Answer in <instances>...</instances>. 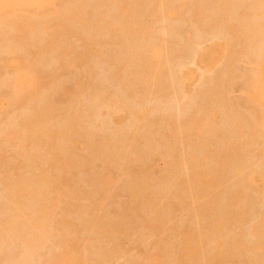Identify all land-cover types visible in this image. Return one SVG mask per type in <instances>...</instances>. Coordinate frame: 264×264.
I'll list each match as a JSON object with an SVG mask.
<instances>
[{"label":"rangeland","instance_id":"374dc122","mask_svg":"<svg viewBox=\"0 0 264 264\" xmlns=\"http://www.w3.org/2000/svg\"><path fill=\"white\" fill-rule=\"evenodd\" d=\"M29 1H31V2H28V4L32 7V0H29ZM97 1L99 2V4H98ZM116 1H117V3H115ZM129 1H133V3L129 2ZM138 1H140V6H141L142 9L144 8V10L150 6V8L147 9V11H146L147 13L149 11H152V10L155 11V9L157 7L155 9H151V8H153L155 3L158 6V4L160 2L158 0L159 2L157 4V0L156 1L152 0L153 2L150 0L149 1L150 3L147 2V0H145V1L144 0H135V1L134 0H128V1L126 0L127 3L126 4H122V3L125 2V0H124V2H122L121 0L120 1L119 0H106V1H102V0H82V1L81 0H69V1L68 0H54L52 5L45 6V7L44 6H41V7L40 6L39 7L38 6H34V7H32L30 9L31 12L33 11L32 13L34 14V17H36V18L33 17V18L30 19L31 21H32V19H34L33 20L34 22H32V23L35 24V25H34L33 32L32 31L31 32L28 31L27 33L25 32V29H24V25H25L24 21L25 20H24V18H22L23 16L21 17L23 19L21 21L20 16L17 15L18 16L17 17L16 14H13L15 16V19H17V20H15V19H12V17H14V16L11 15L9 13V11L7 13H6L7 10L6 11L2 10L0 12V14H1L0 15V29H1L0 30V40L2 42L6 41L8 38L6 39L5 36L10 37L11 40H12L13 38H15L19 34L17 36L18 38L17 37L15 38L16 40L13 39V40H15L14 42L10 41V38H9V41H8V43L12 42V43L16 44L17 47H16V45L15 46L12 45L14 47H11L10 46L11 43L8 44V43L5 42V46L6 47L9 45L8 46L9 50H7L8 47L6 48L5 46H3L4 44L0 43V44H2L0 46H3V47L6 48V50H5V49H2L3 47H0V49L3 50V52H2V50H0V220L2 221V218H3V221H5L6 217L9 216L11 213H13L12 210H14V209H12V208L10 209V207H8V206L12 207V204L14 203V201L11 200V198H13L14 196L11 197L12 194L9 192V187L11 188V185L13 187V184L16 185V183H18L17 182L18 179L19 180H21V179L23 180V178H24L23 181H25V178H26V181H28L31 178L32 180H35L34 182H36V181L37 182H41L42 180L47 179V177H45V176H47L49 174L48 178L51 179V177H52L53 180L56 179L54 181L55 185H56V183L58 184V186L56 185V188L58 187L59 190L61 191V192H59L57 190L59 192V194H58V193H56V189L52 190L53 192H55V194L52 195V194H50L51 192H48L46 190L48 195L50 194L53 197V198L51 197V200H50V198L47 199V200H49V202L51 201V203H48V204H50L48 207L51 208L54 213H52V212L49 213V211H50L49 208L47 209L48 210L47 212H45L46 210L43 209L42 213H44V215L46 216V218H48V220H50V221L52 220L51 221L52 225H51V223H50L51 226L48 225V223L50 221H48V223H46V225H45L46 227L47 226L49 227V228L48 227L47 228H48V231H50L49 233L47 231H45V234L47 232V237H46L45 234H44L45 237L42 235L43 232H42V234L39 233L41 236L38 235V236L44 237V238H46L48 240L42 238V240L44 239L42 241L41 239H38L39 237L37 236V242L38 243L34 247L36 250H34V248H33V251L29 250L30 244L29 243L25 244V242L28 241V239L24 236L25 237L24 239H26V240H24L22 237L18 236L19 233L23 234L21 229L23 230V225H25L24 222H26L29 225V223L31 221L28 223L26 221V219H25L26 217H24V218L21 217L24 214H22V212L18 211V210H14L15 212L16 211L17 212L13 213L10 217H8V218H10L9 221H11V217H12V221L11 222H13V221H15V222H13L11 224L18 225V226L14 227V228H16L20 232H18V231L16 232V229H13V228H12V230L8 229L6 232H3V230H2V232L4 234L8 233V234H5V236H4V234H2V232H0V237H2L1 239H4V241H2L0 239V247L2 246L0 248V264H52V263L57 264L56 261H58V264H70V263H73V264H75V263L76 264H139L141 262H142V264H147V263L148 264H200L201 263L202 264V263H204V260L202 259L203 255H204V258H207V259L210 258V257H214L212 255L213 254L212 252L215 251L214 248L212 249V246H214V243H212L213 241H211V240L208 241L210 238L206 239V240L204 239L205 242H204V240H202V242H201L202 244H199L200 246L202 245L201 246L202 248L197 247V248H199L198 252L196 251L197 249L194 248L195 245H193V247H192L193 250L191 249V247H190V249L188 248L189 244H187V248H185L189 237L186 236V238L184 239V237H185L184 235H188V234H186L185 231H183V233H184L183 234L182 230L184 229V226L186 227L187 225H188L187 228H189V226L192 225V223H194V225H196V221L199 220V218L197 217L198 212L200 213V215L204 214L203 216L205 217V210H207L208 212L210 210L211 212H209V213L207 212L206 215L208 214L209 216H211V218H213L212 217L213 214H211V213H214L213 211L217 212V213L215 212L216 215L218 213L220 214V212L223 211L222 209H221V211H220V209L218 210V208L221 205L220 202L222 201V203H223V201H225V200H226L227 203L225 202L222 205H224V204L228 205V203L230 202V205L233 206L234 209H232L231 206H228L229 209L227 211L228 212L227 214L228 215L230 214V215L227 217V219H226V217L224 219V220H227L228 222H226V221L222 222V225L219 227L220 231L217 230L218 228L213 229V230H214V232H216V230H217V232H218L217 235L218 234L220 236L222 235L221 238L222 239L224 238L222 241L225 240V243H224L225 248L227 247L226 245H228V248L226 249L227 251L225 250L226 251L225 253H227V254H229L231 256L228 255L229 257H227V255L226 256L223 255V256H225L227 258H226V260H224V259L220 260V263L216 262L213 258H212V260L211 259H209V260H211V261L214 260L215 263H218V264H257V263L258 264H262L264 262V243H263L264 241H262L263 244H261L260 249H259V253H257V254L253 253L254 254L253 255V254H251V252L248 253L246 250H240L239 253H238L237 251L239 249L236 251L237 252L236 253V252H234L235 246L232 247L234 249L233 250V254H230V251L232 250L231 246H233L232 244L236 243L234 240L239 241V243L241 242L242 245H244V246H248L254 240L253 235H252L253 233H251L253 231H251L252 229L250 230V228H253V227L264 228V226H263L264 225L263 224L264 223L263 222L264 221L263 220L264 216L262 217V215H264L263 214L264 213V211H263L264 210V196H263L264 192L261 193V191H260V195L256 194L257 191L261 190L260 188H264V184H263L264 181H260L259 178H257L258 175L255 178V182L250 186L251 189L249 188V190H251V191L247 190L248 191L247 194L249 193V195H247V197H249V199L245 198V200L247 199V201L243 202V200H242L241 201L242 204L237 203L239 205H237V204L233 205L235 203V202H233V200L235 201V199L237 198V197H235L236 193L238 192V189H239L237 187L239 186L238 185L240 183L239 181H241V178L239 176L235 177V176H237V175H235L236 173L234 172L235 168L237 166L241 165V164H244L243 167L245 166L246 169H251V170L254 169L253 171L255 173L257 172L256 174H260V175L262 174L263 175V173H264V163H263L264 162V160H263L264 157L262 158L263 155L261 153L262 150H264V140H262L263 137H261L262 133H260L261 130L259 128H257V130L255 129L256 135L255 134L252 135V132L254 133V131L251 129L252 132L249 133V134H251V136H249V139H247L248 138L247 136L249 135L248 134V131H249L248 127L251 128L252 126H250V125L254 123L251 120L252 117H254V116H251V115L252 114L255 115V113H253L254 109L251 108L252 106H250V104L246 100H244L245 91H246V88L248 87V84H249V77H250L249 75L252 76L253 75L252 73L257 71V62L259 61L260 57L263 56V52H264V47L263 48L261 47L262 49L260 48V46H263V43H264V42H262V39L264 41V38H262V37H264V35L262 37H260L261 39L259 38L260 39V42H259L258 38L253 37V36L256 35V33H253L254 35L252 34V32H254V31L250 30L252 28H249V26H248L247 29H246V26L247 25H251V24L254 25V23L258 22V19H259V18H257L258 17V13L256 11L255 12H251V11H253V9H255V8L257 9V7H258V12H259V7H260L259 5H261L264 0H262V1L261 0L260 1L251 0L252 3L254 2V4H252V5H251V1L250 0L249 1H247V0H242V1L241 0H229V1H226V0H218V1L214 0V2H216V4L213 3V0L210 1L211 4H209V0H207V1L206 0L205 1L204 0H202V1L201 0H165V3H163L164 5L168 4V7L170 6L172 8L173 7L176 8V9L178 8V6L181 3L182 4L184 3L182 5V6H184V8L179 7L178 8L179 10H180V8H182V9L179 11V14L177 13L178 12L177 11L176 12L177 14L175 13L176 15L174 17H169L165 13H162V12H161L162 13V15H161V13L159 14V13L153 12V11L150 12V13L153 14V15L151 14V17H150V13L147 14L145 12V14H144V11L141 10V8H137L136 9V7H140V6H138L139 5ZM167 1H169V2H167ZM66 2H68V3L65 4ZM96 2H97V6L98 7L96 5L94 7V4H96ZM144 2H147V3H144ZM223 2L224 3L228 2L229 5H227L225 3L226 6L224 7L223 6L224 5ZM33 3H35V2H33ZM79 3H82L83 5L79 4ZM101 3H103L102 4L103 6L101 5V7H99ZM104 3H106L107 5H105ZM197 3H199L198 7H197ZM248 3H250V5H251L250 7H249ZM258 3H260V4H258ZM63 4H64V6H63ZM150 4L152 5V7H151ZM193 4H195V5H193ZM207 4L209 6H207ZM121 5H122V7H121ZM127 5L128 6L130 5L129 8L133 7V10L130 9V11H132L133 13L130 12V11H129V13L131 15H134V19L133 20H136V24H137L135 28H132L134 26L131 27L129 25L130 22L127 19L123 20L124 17L120 16V12L118 11V8L116 7V6H118L120 9L122 8V10H124V9L127 10L128 9ZM230 5H231V9L229 7ZM256 5H258V6H256ZM77 6H78V8H77ZM86 6H87V10H84L86 12H83V10H79L81 8L82 9H86ZM201 6H202L203 10L205 9V11H202V13L200 12L201 13V15H200L198 10H199V8H201ZM206 6L212 8V9H210V8L208 9ZM73 7H75L76 9L73 8ZM166 7H167V5H166ZM221 7H223V9ZM93 8H96V9L94 10ZM103 8H105V9H103ZM243 8H245L244 11H242ZM246 8H248V9H246ZM202 9H200V10H202ZM220 9H222V10H220ZM91 10L92 11L94 10L95 12L93 11V13H92ZM102 10H104V11H102ZM106 10L107 11L110 10V11L107 12ZM122 10H121V13H123ZM128 10H127V12H128ZM224 10H227V12L224 11ZM65 11L68 13V15H67V13ZM117 11L119 13H117ZM246 11H247V13H246ZM2 12H3V14H2ZM60 12H63V13H60ZM98 12L100 14H104V16H101ZM49 13H51V15ZM79 13H81L80 16H82V18H80ZM94 13H96L98 15H96ZM106 13H108V14H106ZM116 13L120 17H117L115 15ZM135 13L137 15H135ZM226 13H227V15H225ZM194 14H197V15L195 16ZM250 14H253V15H250ZM38 15H39V17H38ZM71 15H75L76 17H79L80 20H78L75 23L74 21H76V19H78V18H76L75 20H74L75 16H72L71 18H69ZM238 15H239V17H238ZM248 15H249V17H248ZM256 15H257V17H255ZM9 16H11V17H9ZM108 16H109V18L112 17V18L108 19L110 21H108L106 19V17L108 18ZM140 16H142V17L139 18ZM250 16H251V18H250ZM96 17L98 18V20L96 19ZM128 17H129L128 19L130 20V15ZM148 17H150V18H148ZM195 17H196V19L198 18V20L199 21L201 20V21L199 23L196 22L197 20H194ZM222 17H223V19L224 18H227V19L222 21ZM1 18H3V20ZM93 18L95 20H93ZM118 18L122 19L123 21L118 19ZM132 18H131L130 21H132ZM249 18H250V23L248 24ZM18 19H19L20 23L19 22L16 23V21H18ZM88 19H89V21L87 22L86 20H88ZM148 19H150V20H148ZM171 19H174V20H171ZM240 19H241V21H240ZM242 19H244V20H242ZM61 20H62V22H61ZM125 20H127L129 23L128 22H127L128 24L123 23ZM147 20H148V22H147ZM226 20H229V22H231V24L228 23V21H226ZM251 20H253L255 22H252ZM11 21H14V22H11ZM70 21H71V23L73 22V24H71ZM80 21H81V23H80ZM92 21H93V24H92ZM152 21H153V23H152ZM217 21H218V23H217ZM244 21H247V22H244ZM5 22H7V23L5 24ZM51 22H52V24H51ZM63 22L65 23V25L62 24ZM78 22H79V24H78ZM109 22H112L113 25L116 23L115 24L116 26L119 25V24L121 25V30H122L123 34L121 32L120 33H121V36L124 35L123 38H121V36H119L120 33L117 31V30L120 29V26H117V30H113V31H111V30L109 31V29L106 28V26H108L107 23H109ZM137 22H140V25ZM221 22H223V24H220ZM260 22L261 21L259 20L258 23L260 24ZM58 23L61 25V26H59V28H58V25H59ZM69 23L71 24V26L69 25ZM86 23L87 24H89V23L92 24L93 27L95 25L94 29L91 30L92 33H93V36H92V33L89 31L91 29L90 24L88 26V25H86ZM97 23L98 24L101 23V25L103 24V26L99 27V25ZM12 24H14L15 27H18L19 30L16 31L14 29L15 28L14 25L11 26ZM55 24L57 25V27H56ZM81 24L85 26V27L82 26V27H84L85 30L83 28L79 27ZM109 24H111V23H109ZM123 24L124 25L126 24L127 27L124 26ZM141 24H142V26H141ZM228 24H230V25H228ZM240 24L245 26L244 27V31L246 29V33H245L246 35L243 34L244 33L243 31L241 32V30H243V26H241ZM9 25L11 27H9ZM20 25H21V28L19 27ZM39 25L40 26L44 25V32H40L41 30L39 28ZM104 25H106V26H104ZM219 25H220V27H219ZM235 25L239 26V27L237 26V28H240V27L242 28V29L240 28V32L242 34L240 33V34H237L238 36H236V33H235L236 30L232 29L233 26H235ZM253 25H251V26H253ZM260 25L262 26V25H264V23L262 22ZM63 26H64V28H62ZM74 26H78L79 28H77V27L75 28ZM128 26H130V27H128ZM137 26H138V28H139V26L143 28V31H141L142 34H143V32L147 33V31H148L151 34V36H150L149 33H147L148 36H146V34L142 35L139 32V30L137 29ZM143 26L145 27L146 30H144ZM6 27H7V29H6ZM35 27L37 28V30L35 29ZM70 27H73V28L70 29L71 33L69 31ZM122 27H123V29H122ZM125 27L126 28H132L133 32H135L134 30L136 29V33L137 32L138 33L136 34V33H133L131 31L130 34H127V33H125V32H127V30L124 31ZM222 27L224 29H222ZM227 27H230V28L228 29ZM262 27H264V26H262ZM46 28H47V30L49 28L48 31H51L50 30L51 28L54 29V30H52L51 33H50V32H47ZM57 28L59 29V31L61 30L62 32H59V31L56 32L58 30ZM102 28H103V31H101ZM237 28L235 27L234 29H237ZM73 29L76 31V33L74 32L75 34L72 32ZM95 29H97L100 34H98L97 30H95ZM139 29L141 30V28H139ZM196 29H197V31H196ZM2 30H5V31H2ZM11 30H13V31H11ZM20 30H22V34H20ZM64 30H65V34L63 32ZM81 30H84L83 32H85V35H84V33H83V35L85 37H83V35L81 34L82 33ZM230 30H231V32H227V31H230ZM23 31H24V33H23ZM108 31H109V33H108ZM115 31H117L118 34H116L117 32H115ZM128 31H129V29H128ZM152 31H153V33H152ZM199 31H200V33H199ZM224 31H225V33H224ZM232 31H233V33H232ZM237 31L239 32L238 29H237ZM7 32H9V33H7ZM10 32L12 33V36H10V34H11ZM53 32L57 33L56 36L61 35V36L57 37L58 40H56L55 36L52 37V35H55V34H52ZM77 32H79L81 36ZM110 32H113V34H116V36L113 35L114 38L112 37L111 40H110L109 37L112 36V33H110ZM154 32H155L156 35H154ZM94 33L95 34L97 33V35H94ZM228 33L230 34V38H229V34ZM231 33H232V35H231ZM76 34L78 35V37H77ZM104 34H106V36ZM138 34H139V37H136ZM188 34H190L191 37H188V40H185V39H187L186 36ZM234 34H235V37L232 39ZM250 34L253 35L252 38H251ZM20 35H22V36H20ZM37 35H39V36H37ZM63 35L65 37L67 35V36H69L68 38H70V37L71 38L70 39H67V37L63 38ZM73 35H75V38H74ZM100 35H101V37H100ZM128 35L131 36V37H128ZM249 35H250V37H249ZM2 36L4 37V39H3ZM43 36L44 37L46 36L45 39H44ZM48 36H49V38H48ZM144 36H146V37H144ZM19 37H22L23 41ZM81 37H82V40L86 39V41H88V42H91V39H92V42L89 43L90 47H88L89 45H87V47L85 46L88 42L85 43V41L83 42L82 40H81L82 42L78 41L79 39H81ZM133 37H134V39H133ZM141 37L143 39H145V38L146 39L143 40ZM39 38H41L42 41ZM46 38H48V40ZM102 38H104V39H102ZM106 38H107V40H110V41H108V43L110 45L107 43ZM118 38H121V39H119L117 41V43L118 42L123 43V45H122L123 47H124L125 44H127V49L132 47V45L136 49H134L133 47H132L133 50L131 48H130L131 50L128 49V50H130V52H128V50H127V54L124 56V53H126L125 52L126 50H124L125 48L121 49L122 47L120 45H118V44L115 46L116 43H114V42H116V41H114V42L112 41V39L117 40ZM135 38L137 40H135ZM138 38H140V41H138L139 40ZM189 38L191 40L190 43H188ZM250 38H251V41H249ZM255 38L260 43L258 45L256 44L258 46L257 47L258 51L256 50L257 49L256 47L253 48L251 46L253 44L252 40L254 39L253 41H256ZM17 39H19L20 41L17 40ZM29 39H31L32 42ZM49 39H53V41L52 40L51 41L54 44V48L55 49L51 50V52L49 51V53L46 50L47 52L45 53V50L43 51V46L45 44H48V43L50 45H52L51 41ZM54 39L56 40V42L54 41ZM89 39H90V41H89ZM132 39L135 41V43H133L134 41H132ZM25 40H27V41H25ZM36 40H38V42ZM43 40L45 42H43ZM16 41H18V42L16 43ZM24 41H25V43H24ZM46 41L48 43H46ZM93 41H95L94 42L95 44H93ZM153 41H155V42L152 43ZM181 41H182V43H181ZM186 41H187V43H186ZM248 41L251 42V43H249ZM130 42L132 43L131 45L129 44ZM136 42H138V43L136 44ZM140 42L144 46L145 45L147 47L150 46V48L154 47V45L158 46V47H161L163 45V51H162L163 52V56H162L163 60L161 59V62L163 61L162 63L164 65H162V63L161 64L159 63V68H160V70L162 69V71H164V72L167 71V68H168V71L165 72V73L163 72L165 76L163 75L162 72H161L162 76H159L160 73L159 74L157 73L158 76H159L158 79H157V77L155 78V76L154 77L150 76L151 73H153V72L149 73V76H150L149 78H148V75L145 77V78L148 79V80L146 79V82L149 81L150 83L152 82L150 80H153L155 78V84L154 85L145 86V85H147V83L142 82V80L143 81L145 80V78H143L141 80V78L143 76L142 75L143 74L142 73V69H141V64L142 63H137L136 62L135 64L133 63L134 65L131 64L132 61L130 59L133 58L132 56L140 55V53H142V50H143L142 47H144V46L141 47L140 46L141 45ZM149 42H150V45H149ZM171 42H173L174 44L171 43ZM28 43L29 44L32 43V45L30 46ZM111 43H112V45L114 44L113 48H115V50L113 48H111L112 47ZM177 43H178V45H177ZM20 44H21V46H20ZM36 44H38L39 47H36ZM58 44H59V47H58ZM63 44H65L66 46H64ZM72 44H73V46H72ZM102 44H104V46ZM134 44L137 47L134 46ZM188 44H190V45L188 46ZM18 46L20 48H18ZM60 46H64V47L62 48ZM108 46L111 48V50L112 49L113 50L111 51L110 48L108 50ZM119 46H120V48H119ZM146 46H145V48H146ZM248 46H251V48L248 47ZM44 47H46V46H44ZM71 47H73V48H71ZM138 47L140 49H142V50H137ZM23 48H24V51H22ZM40 48H42V49H40ZM104 48L107 50V52H106V50ZM10 49H12V50L10 51ZM29 49H31L30 52H28ZM63 49H65V50L63 51ZM187 49H188L189 52L187 51ZM251 49H252L253 52H250ZM254 49H255V51H254ZM15 50H16V52H15ZM41 50L44 53L40 52ZM61 50L63 52H61ZM121 50H124V52L121 51ZM259 50L262 53H260ZM38 51H39V53L41 55L38 53ZM52 51L54 52V54L55 53L56 54L54 55ZM85 51H87V53ZM102 51H104L105 53L102 52ZM131 51L136 52V53L138 52V54L132 53ZM65 52H66V54L69 53L71 55V56H69V54H68V59L71 60L73 58V60H71L73 62L75 61V55H77V57H76L77 59L75 61L77 66H74L76 64L73 63V62H72L73 64H71V62L69 64L68 63L69 60L67 59V56H64V58H63L62 54L65 53ZM119 52H121L123 54V57H126V58L123 59L121 57L122 54L119 53ZM195 52L199 53V54H196ZM30 53H33L34 56L32 54L30 55ZM88 53H89V55L91 57L88 55ZM117 53L120 54V56ZM129 53L131 54V56H129L130 58H128L130 61L127 59V55H129ZM37 54H39V55H37ZM44 54L46 55V57H45ZM84 54H86L87 56L86 55L84 56ZM200 54L201 55L205 54V55L204 56H199ZM56 55H58L57 59L60 58L59 62L56 61L57 60L56 59ZM98 55H100V56H98ZM195 55H197V56H195ZM35 56H36V58H35ZM51 56L52 57L54 56L53 58H55L56 60L54 61ZM120 57H121V59H119ZM203 57L205 59V60L203 59V61L205 63L204 62L203 63L200 62V61H202ZM16 58H18V59L21 58V61L20 60H16ZM38 58H40L41 60L43 58V60H42L43 63L39 62L40 60ZM107 58H108V60H107ZM4 59H6V60L9 59V60H7V62L12 61V60L13 61H20L19 62V65H20L19 68H20V70H22V72H24V70L26 69L25 67H27V65H29V63L31 62L32 64H30L29 68L32 69V70L30 71V69L27 68L28 74L30 72L33 73L32 72L33 69H36V72L34 71L35 75H36L37 71L40 69V73L42 75L45 74L46 77L47 76L49 77V79L45 78L44 75L42 76L38 72L39 73L38 76L39 77L42 76V80L37 79V80H39V82L37 81V84H36V81H35V83L33 85H37V86H39V88L34 86L35 88H37L36 89L37 91L34 88H33L32 91L35 92V93L33 92L35 94V96L36 95L37 96L41 95V96H39V98H36L34 96L28 97L27 94H26L25 97L26 96L28 97V98H26L27 99L26 100V99H24L25 97L23 95H21V96H23V98H21L19 96L21 99H23V101H26V103H24V102L21 101V99L16 97L14 95V93L12 94V92H11L12 90H10V88L8 86H10L12 84V81L10 82V80H11V78H10L11 75L10 74H12L13 71L10 69V64H8V66L6 65L7 62ZM33 59H34V62L32 61ZM61 59H63V60L65 59L64 62ZM96 59H97V62H96ZM117 59L119 61L120 60L121 61L123 60V61L122 62L121 61L120 62L116 61ZM134 59H135V57H134ZM36 60H38V61H36ZM111 60H112V62H110ZM4 61H5V63H4ZM22 61H24V62L21 63ZM125 61H127V62H125ZM37 62H39L38 64H40V63L41 64L37 65ZM61 62H63L65 65H66L65 62H67V65L68 66L70 65V66L67 67V65L66 66L63 65L62 66L63 69H62V68L58 67V65H60ZM81 62H83V63H81ZM116 62H119V63L117 64ZM34 63H35V66H33ZM127 63L128 64L130 63V64L128 65ZM51 64H52L53 67L51 66V68H50ZM138 64H140V66ZM36 65L39 66L38 69L35 68V67H37ZM71 65H73V66L71 67ZM81 66H83V67L81 68ZM114 66H115V68H113ZM172 66H173V68H171ZM46 67H48V69H50V70H48ZM64 67H65V71H64ZM165 67H167L166 70H164ZM41 68H44V69H41ZM112 68L114 69V71H113ZM116 68L117 69L119 68V70H118L119 72L116 71ZM130 68H132V69H130ZM42 70H43V73H42ZM60 70H61V72H60ZM136 70H138L139 73H140V70H141L140 77H139V75L137 76L138 72ZM169 70H170L171 73H169ZM133 72H134V74H133ZM168 73L171 75V77H170V75ZM26 74H27V72H26ZM178 74L179 75L181 74L183 76V78L186 77L185 80L182 78V81L180 82V77L181 76L179 77ZM33 75L34 74H31L32 78H33ZM119 75L122 78H125L126 80L122 79ZM153 75H155V73L152 74V76ZM29 76H30V74H29ZM38 76L36 75L34 79L36 80V78ZM56 76H58L57 78H58L59 81L57 80ZM115 76H116V78H114ZM12 77H13V74H12ZM43 77H44V79H43ZM164 78H165V80H164ZM161 79H163V80H161ZM167 79H168V81H167ZM160 80L162 81V83H161ZM177 80H179V81H177ZM7 81L11 83L10 85L8 83V86H6L7 84H5V82L7 83ZM123 81H125V83H123ZM157 81H158V83L156 84ZM47 82H49V83H47ZM181 83H183V85H181ZM151 84H153V82ZM82 85H84L85 87L84 86L81 87ZM160 86H162L161 87L162 90H161ZM52 87H53L54 90L52 89ZM98 87H99V89H98ZM101 87H102V89H100ZM157 87L159 88V90H158ZM31 89H32V87H31ZM151 89H153V92H152ZM9 90H10V92L12 94V97L14 96L13 97L14 101H17V102H15L16 106H15L14 101H11L12 98L9 101V99H10L8 97V93H10V92H8ZM50 90H52V91H50ZM93 90L95 91V93L98 96L100 95L101 99H104V100H102L103 102L100 101V97L98 98V96H95L96 94L94 93ZM104 90H106V91H104ZM148 91H149V93L147 94ZM150 91L152 93H154V94H152V93L150 94ZM162 91H163V93H162ZM164 91H167L170 94L167 93V95H166V94H164ZM158 92L160 94H162L161 96H164V97L161 98V96H160V94ZM222 92L224 94H222ZM126 93H127V95H126L127 98L124 96V94H126ZM43 95L46 96L45 97L46 99L45 98H43V99L47 100V102L42 100L41 97H44ZM113 95H116L117 98H116V96L113 97ZM222 95H223V99L221 98ZM129 96H130L131 99L129 98ZM133 96H135V97H133ZM10 97H11V95H10ZM94 97H97L96 98L97 100H95ZM17 98L20 100V102L18 101ZM30 98L31 99H37V100H35V101H37V103H33L34 107L31 106L33 100L28 101ZM105 98H106V100H105ZM111 98L112 99L114 98V99L111 101ZM40 100H42V101H40ZM98 100H99V102H97ZM79 101H80V103H78ZM21 102H22V104H21ZM43 102L45 103L46 106H49V108L51 107L50 108L51 110H54L55 115L57 114L56 115L57 117L54 115V117H53L54 119H52V117H51L53 115V113L50 116L51 119L53 120V122H51V120L49 118V120L47 121V124H46L48 128L50 127L48 125L56 127L57 124L61 123V122L57 123L56 120H58V118L64 123L65 117L67 115L66 113L72 112V114L74 116L77 115V114H79L78 115L79 117L81 116V118H77L78 116H76V119L79 121V122L77 121L78 123L83 125V127L79 124L81 128H79V125H78V128H75V129L79 130L81 135L79 133H76L77 130H75V132H73V133L70 131V133L68 134L69 136H67L69 138L73 137L72 138V139H74L73 141L75 142L77 140V142H78V144L74 143V142H73L74 143L73 145L71 144V146L75 145V147L70 148V146H69V148L72 151L68 149V147H67L68 145H67L66 142L60 141V143H58L59 141L56 140L55 142L58 143V144L54 145L56 147L58 145L60 146V150L59 151L64 150L63 148H66L63 151V153L60 152V154L62 153L63 156L66 155V154L67 155L69 154V159H71L70 157L72 155H73L72 157H74V154H75V156L77 154L78 157H81L79 155H82V157H81L82 160H80L81 158H79V160L80 161H84V162H81V163L78 162V164H80V165L83 163L82 166H79L77 163H76L77 166H78L77 169L76 168L74 169L75 166L74 167L73 166H71V167L68 166V167H70V169L73 172L71 170H68L69 169L68 167L66 169V166L64 167L63 163H61L60 165H62V167L65 169V171L67 173L64 171V169L62 167L59 168L58 164H57L58 166H56V164H55L54 167H53L52 163L49 162L50 160H48V159H49V155H51V153L49 154V152H48V154H47V151H48L47 150V146H50L51 142L50 143H47V142L50 139H48L46 137L48 139V141L46 143L42 142V141H46L45 139H43V137H45L44 133H46L44 131L45 129L43 130V128L41 129L39 127L41 129L40 130L39 128L32 127V125H35V124H30L31 127L28 126L29 130H30V128H32V129L34 128L32 130L33 133L31 131L30 132L33 134V136H35V138L33 136H31L32 134L30 135V133H29V136L32 137V139H30V137L28 136V138L30 140V145H28L29 141H28V143L27 142L24 143V141H27L26 139H24V138H27V136H26L27 133L24 130L25 127L24 126H20V122L23 121V122H21V124L23 125L24 122H28L29 119L32 121L35 118H40V117H37V116H39L38 115L39 110L41 111L40 108L41 107L43 108V106H45L43 104ZM92 102L97 106V108ZM112 102L115 103V105ZM91 103L94 105V108H93L94 111L93 112H92V110H90V109H92L90 107L91 106L93 107V105ZM109 103H111L114 106H118L119 104L122 103L121 106L123 108H122V110L120 109V111H118L119 109L117 107H116V109H115V107L112 108L111 104L108 105ZM40 104H43V105H40ZM72 104H73V106H72ZM100 104H102L103 106L105 104V106L101 107ZM107 105H108V107L110 106L109 108H111V110H113V112H114V109L116 110V112H114L113 114H112V111H110V110H108L109 111L108 112L107 109H109V108L107 107ZM141 105H142V107H144L143 109H145V108L147 109V111H148L147 116L148 115L149 116L148 117L146 116V119L144 117L142 119V121H140L139 118H138L139 121H136L132 116L134 115L135 111L137 113L140 110ZM99 106L101 107L102 111L98 109V108H100ZM205 106H206V109L204 110ZM126 107H127V109H126ZM36 108H37V110H35ZM45 108L46 107H44L43 110ZM59 108H60V111H62V112L64 111L66 113L64 114V112L63 113L60 112ZM119 108H121V107H119ZM208 108L209 109L210 108L213 109V111L212 110L210 111L211 113L215 114V116L213 114H211V115H213L212 119H213L214 122H217V124L216 123H214V124L212 123V125H214V126L216 125V127L211 126V128L212 127L214 128V129L212 128V131H211V128L208 129V131H205V132L203 130H201V132L203 133V134L199 133L200 135L202 134L201 136L200 135H196V134L193 133L192 137L190 135H188V137H186L185 136L186 134H191L190 133V128L188 126H187V129L185 127H183L181 130L186 131V132L183 131L186 134H184V136H180L182 138H180L181 140H179L178 139L179 135H178V137L176 136L177 138H175V136L173 134V132L176 129L175 130L173 129V131L169 130V128L172 127L171 125H173V123H176V125H174L175 127L178 125L177 123H179V125L177 127H180V124H182V126H184V123L187 124V121H190V123L193 122V120H191V119L192 118H196V116L198 117L202 113H203V116H204L205 114H207ZM50 109H48V111H47L48 115H49ZM74 110H75V112H74ZM88 110H89L90 114L87 112ZM96 110L99 111L100 113L97 114ZM103 110H104V112H103ZM251 110H252V112H251ZM35 111H38V112H35ZM83 111H85L87 113H84ZM34 112L37 114V116H35V118H34ZM132 112H134V113L132 114ZM220 112H223V114L220 113ZM227 112H229L230 114L228 115ZM61 113H62V116L65 115L64 116V120L60 118V117H62ZM233 113H236V114H233ZM59 114H60V117L58 116ZM95 114L97 116H95ZM226 114H227L229 120L227 119ZM237 114H239V116ZM48 115H47V119L49 117ZM68 115L70 116V113ZM68 115H67V119H69V118L70 119H74L75 118V117L73 118V115H71L68 118ZM103 115H104V117H103ZM170 115H171V118H169ZM194 115H195V117H193ZM208 115L210 116L209 112H208ZM249 115H250V117H249ZM92 116H94V117H92ZM100 116L103 118V120L105 119L104 120L105 122L106 121L107 122L105 123ZM236 116H238L239 119H240L238 122L236 121V120H238V117H236ZM245 116H247L249 118H246ZM31 117H33L34 119L33 118L31 119ZM231 117L233 119L236 118L235 121H234L235 123H237L236 125L234 124L233 119L230 120ZM94 118L96 119L97 122L92 123V122L95 121ZM97 118H99L100 121ZM162 118H165V119H162ZM224 118L226 120H228V121H226V120L224 121ZM91 119H93V120H91ZM159 119H161L162 122H159L160 121ZM168 119L170 121L172 119L173 122H170V124H169V120ZM36 120L37 119H35L34 121H36ZM133 120H135L134 123H133ZM165 120H167V121H165ZM175 120H176V122H174ZM253 120H254V118H253ZM14 121H15V123H14ZM31 121H29V123ZM86 121H87V123H85ZM248 121H250V122H248ZM166 122H168V123H166ZM231 122H233V123H231ZM31 123H35V122H31ZM63 123H61L60 125L62 126ZM75 123H76V120H75ZM242 123H244L245 125H242ZM246 123L249 124L247 126V128H246V125H247ZM89 124H91L92 126L89 125ZM94 124H96V125H94ZM132 124H133V126H132ZM26 125H29V124H26ZM60 125H58L59 127L57 126L56 129L57 128L58 129H64L65 128L64 126H62L64 128L60 127ZM64 125H66V124H64ZM217 125H219V126H217ZM13 126H15V128ZM20 127L23 128V129H21ZM96 127H98V128H96ZM13 128H14V130L16 129L17 131H19L18 129H21L20 130L21 133L16 132V130L15 131L12 130ZM132 128H134V129H132ZM202 128L204 129V127H202ZM3 130H4V132H6L5 134H4ZM8 130L9 131L12 130V131L9 132ZM42 130L44 131V133H40V131L42 132ZM50 130H53V132H54L55 129H51L50 128ZM102 130H104V131H102ZM187 130H188V132H187ZM240 130H244V132L241 134L239 132ZM106 131H107V133L109 135L106 133ZM213 131H215V134H214ZM245 131H247V133ZM11 132H12V134H13V132H15L14 133L15 137H14V135L10 134ZM55 132H56V130H55ZM98 132H99V134H97ZM169 132H170V134H169ZM237 132H239V134ZM35 133L37 134V137H36ZM75 133L77 134V137H76ZM104 133H106V134L104 135ZM236 133L239 135V137H237ZM245 133L247 135H244ZM7 134L13 137V138H11L13 140L11 143H10L11 139H9L8 136H5ZM20 134H23L26 137H24L23 135H20ZM40 134H43L44 136L43 137L41 136L42 138L37 139V138L40 137ZM72 134H73V136H72ZM102 134L104 135V138H103ZM181 134L182 133H180V135ZM228 134H230L229 137H227ZM78 135L81 136V137H79ZM85 135H86V138L88 137V140L85 138ZM193 135L194 136L196 135V136L194 137ZM205 135H207V136H205ZM231 135H232V137H230ZM108 136H109V138H108ZM140 136H143L144 140ZM169 136H172L173 138L169 137ZM197 136L198 137H202L201 141L196 139ZM220 136L222 138H224V139L220 138ZM223 136H225L226 138H229L227 140L230 141V142L228 143L227 140H225L226 138L223 137ZM235 136H236V139L234 140ZM252 136H254V137H252ZM5 137H7V139L10 140V141H8L7 139L5 140ZM83 137L85 138V140L84 139L82 140ZM111 137H112V139H110ZM136 137H137V139H135ZM245 137H247V138L243 139ZM250 137L253 138V141L250 139ZM15 138H16L17 141L15 140ZM75 138H76V140H75ZM238 138H240L241 141L243 140L245 142V144L243 142H241ZM254 138H256V139H254ZM20 139H24V140L23 141H19ZM35 139H37V140H35ZM55 139H58V138L56 137ZM133 139L137 140V141H134L136 143L132 142ZM177 139H178V142H177ZM191 139H193L194 142ZM202 139H204V141H206V139H207L209 145L207 144V141L205 143V142H203ZM86 140H87V142H86ZM139 140H141V141H139ZM195 140H197V141H195ZM209 140H211V141H209ZM224 140L229 145L233 144L232 146H234V147L230 148V146L228 145V147L226 149L230 148V150L228 152L225 151L226 154L228 153V155L223 153L222 156L224 158L221 157L222 160L225 159V163H224L225 167L224 166L223 167L225 168L224 169L225 172L227 171L226 173L225 172H223V173L220 172V176L221 177L219 176L220 178H217V181H219L220 179L223 178L222 182L221 181L217 182V183H219V184L216 185L217 189H216V187H214V188L212 187V188L209 189V191L212 192V193L209 194V196H210L209 200L213 197V196H211V194L215 195V193L218 192V194L216 193V196L213 198V200L216 199V201H213V200L209 201L208 198H206V197H208V194H207V196L204 195V197H203L202 194L209 193L208 190L204 191L203 187H201V188L196 187L198 185L196 183H194L193 181H192L193 185L194 184H196V185L193 186L191 181H190L189 184H191V186H193V188L190 186V189H189L190 194H193L194 191H195V193H196V191H198L196 194L195 193L194 194L196 196L198 195V197L200 195V199L199 198L198 199L197 198L194 199L193 197H196V196H193V195H191V196H193V197H191L193 199H191V200L188 199V197L190 198V196L188 195L189 192H187L186 195H184V196H180V195L184 194L185 190H184V192L180 191V189L175 188L174 185L175 186H177V185L179 186L180 182L182 183V179H183L184 176H185V178H188L189 180L190 179L192 180V178H191L192 174L190 175L191 170H192L191 169L192 166L190 168L189 165L191 164L190 163L191 162L190 158L194 157V156H191V155L194 153L193 155L196 156L198 151H199L198 156L201 155L202 152H203L202 155H208L210 153H214V154L216 153L215 155H217L216 158L218 159V158H220L219 156L222 153H219V154H217V153L219 152V150H221L223 148ZM233 140H234V143L233 142L231 143V141H233ZM245 140H247V141H245ZM250 140H251V142H248ZM255 140H256V142H254ZM6 141L9 142V143H7ZM88 141H90L92 143L91 146H89L91 143H89ZM18 142L24 148V150H22L23 148L18 145L19 144ZM21 142H23L24 145L21 144ZM61 142H63L64 144H61ZM81 142H84V143H81ZM235 142H238L239 144L243 143L244 147L242 145L239 148L240 145H238V143H235ZM246 142H248V143H246ZM258 142H259V145H257ZM44 143L48 144V145L43 146ZM56 143H52V146H51L52 147V151H53V147H54L53 144H56ZM88 143H89V145H88ZM255 143H256L257 146L255 145ZM83 144H85V145H83ZM115 144H117L116 147H114ZM130 144L133 145V146H131ZM137 144H138V146H137ZM150 144L151 145L153 144V145L151 146ZM155 144L156 145L159 144V145L156 146ZM195 144H197V145H195ZM246 144H248V146ZM64 145H67V146H64ZM99 145H101V146L98 147ZM203 145H205L207 147L206 150H205L206 147L203 146ZM245 145L247 147H245ZM25 146H29L30 149H27V147L25 148ZM86 146H87V148H86ZM221 146H222V148H221ZM88 147H92V148L91 149L89 148L90 149L89 150ZM153 147H155V148H153ZM217 147H220V149L219 148L217 149ZM19 148H20V150H19ZM58 148H56V149L58 150ZM94 148H96V150ZM124 148H126V149H124ZM138 148L140 149L139 151L137 150ZM201 148H204V149L202 151H200ZM31 149H33V150H31ZM18 150L19 151H24V152L27 151V150H29V151H28V153L25 152L26 153L25 154V153L19 152ZM49 150L51 152L50 148H49ZM129 150H132V151L130 153H128L127 151H129ZM150 150H153V152L150 151ZM154 150H156V151L158 150V151L155 152ZM32 151H33V153H32ZM37 151H38V155H36ZM123 151L125 153L127 152L128 154L127 153L123 154L122 153ZM165 151H166V153H165ZM169 151H170V154H169ZM259 151H261V152H259ZM42 152H45L46 154L42 153ZM53 152H55V151H53ZM65 152H67V153L65 154ZM69 152L70 153H74V154L71 155ZM90 152L93 153V154L91 155ZM39 153H41V156L47 155V157H43L44 158L43 162H42L41 158L38 159V157L40 156ZM57 153H58V151H57ZM87 153L89 155H86ZM144 154H146V157H143ZM258 154H259L260 157L258 156ZM67 155H66V157H68ZM90 155L92 156L91 158H93V160L90 158ZM95 155H96L97 158L94 159ZM119 155L123 156V158L120 157ZM125 155L126 156L127 155H131L130 157H132V155H133L131 161L134 164L131 161L128 164V160H129L128 158L129 157L127 158V157H125ZM167 155H169V156H167ZM225 155H226V158H225ZM87 156H89V157L87 158ZM107 156H112V161L114 163H116V164H114L112 161H110L111 158H109ZM117 156H119L120 158L117 157ZM227 156L229 158H231L230 161H229ZM76 157H74V158L76 159ZM106 157L109 158L110 160L109 159L107 160ZM124 157L128 159L127 162L125 161L126 159ZM168 157H169V159H168ZM113 158H115V159L118 158V159L115 160ZM133 158L136 161H134ZM50 159H51V157H50ZM123 159H125V160L123 161ZM260 159H262L263 161L260 160ZM77 160H78V158H77ZM105 160H107L109 162H106ZM168 160L171 162V164H170V162ZM188 160L190 162H187V163L184 162V161H188ZM222 160L219 161L221 164L223 163ZM226 160H227V163L229 162L228 164H226ZM120 161H121V163H120ZM137 161H139V162H137ZM232 161H234V162L232 163ZM103 162L105 164L108 163L110 166L108 164L105 165ZM124 162H126V163H124ZM172 162H173V164H172ZM177 162H179L180 164L182 162H184L186 166L184 165V163L180 165V164H177ZM41 163L43 164L42 165L43 167L41 166ZM220 163H219V166H221V167H219V168L222 169V165H220ZM118 164H120L121 166L122 165H124V166L121 167ZM126 165H127L128 168L126 167ZM178 165H180V166H178ZM173 166H177L178 169H180V171L178 170L180 173L178 171H176L175 170L176 168L173 167ZM181 166H182V170L185 169V171H186V174H185V171H184V175L182 174V171H181V168H180ZM187 166H189L190 170L186 169ZM229 166H231V167H229ZM233 166H235V167H233ZM55 167H58L59 170H58V168H56V170H55ZM183 167H185V168L183 169ZM226 167H228V168H226ZM232 167H233V169H231ZM172 168H173V170H175L174 173H173V171H171ZM61 169H63V170H61ZM201 170H203V167H202ZM136 171H137V173L140 171L141 172V176L143 174L144 177H140L139 174L135 173ZM165 171L167 173L166 176H164ZM221 171H223V169ZM176 172H178V173L175 175ZM77 173H79V174H77ZM95 173H96V175H95ZM168 173H170V174L173 173L174 176L170 175L172 177H168ZM221 173H222V175H221ZM127 174H129L131 176H128ZM135 174L138 175V177H136V179L137 178H142V179L144 178L143 180L145 181L144 183L140 184L142 187L139 185L140 186L139 187L140 188V195H138L139 197L135 196V194H133L135 192L132 193V191H134L135 188L138 187V186L137 187H133L132 186L133 182H131V180L132 181L135 180V179H133ZM178 174H180L179 175L180 177L178 176ZM181 174L183 176H181ZM256 174H255V176H256ZM41 175H43V176H41ZM101 175H102V177H109L111 179V183L109 184L110 188H108L109 186L106 188L107 191H108V189H110V190L108 192H105V193H108L105 196L101 195V194L104 195V193L101 192V191H103V188L100 186L99 181H97L98 179L101 178ZM186 175H189L190 178H189V176L186 177ZM32 177H34V178H32ZM263 177H264V175H263ZM41 178H43V179H41ZM31 179L28 182H30ZM57 179H58V181H57ZM161 179L165 180L167 183L165 181H164L166 183V184L164 183L165 185L163 184V182L160 183L159 180H161ZM173 179H174V181H175V179H178L176 181L180 180V182L176 183V182L172 181ZM188 179H185V180L183 179V181H187ZM59 180H60V182H59ZM61 180H62V182H61ZM169 180L172 181L174 184L172 182L170 183ZM237 180H239V181H237ZM220 182H221V184H220ZM159 183L161 185L162 184L163 185L161 186V185H159ZM59 184H61V185H59ZM127 184H129V185H127ZM262 185H263V187H262ZM99 186L102 189V190L100 189L101 193L99 192ZM131 186L134 189L131 188ZM163 186H165L167 188H164V190H162ZM179 188H181V187H179ZM183 188H185V187L182 186L181 190H183ZM131 189H133V190H131ZM177 189H178V192H180V193L176 192ZM201 189L203 191H201ZM236 189H237V192H236ZM136 190H138V189H136ZM161 190L163 192V195H162ZM165 190L167 191V193H166ZM68 191H69V193H71L70 196H69V193L66 194L68 196H66L64 194V193H66ZM186 191H187V189H186ZM240 191H241V188H240ZM46 192H45V194L43 193L42 196L45 197ZM74 193L76 194V196H72V195H74ZM92 193H94V194H92ZM96 193H97V195H96ZM138 193L139 192L137 191L136 194H138ZM159 193H160V196H159V199H157V200H161V199L162 200L158 201V202H157V200L155 202H154V200H152V201L154 202V204L156 202L157 203H159V202L162 203V206L164 207V209H166L168 207V210L167 209L165 210L166 212H164L163 210L161 211L160 209H158V207L160 208L161 205H159V206L157 205V207L155 208V210L158 209L161 212L166 213L164 215L166 218L164 220L163 218L159 217L160 219H162V222H161V220L159 221V222H161V224L159 222H158L159 225L157 224V222L155 223V226L157 224L159 227L156 226L157 228L156 227L154 228V225H153L152 227L147 229L148 225L151 224V221H150L149 217H151V215H153L152 213H155V211L154 212L150 211L151 215L148 212L149 215L146 216V213H147L146 209L147 208L143 209V206H145V204H147V202H149V201L146 200V198L149 197L148 200H150V199H152V197L154 198L155 194L157 195ZM219 193H220V196H219ZM238 193H237V195H238ZM152 194L154 196H152ZM48 195H46V196H48ZM93 195H94V197H93ZM131 195H133L134 197L131 196ZM222 195L224 197L225 196H227V197H225V199H223ZM232 195H234V196H232ZM99 196H102V197H99ZM150 196H151V198H150ZM166 197H167V199H165ZM177 197H179V198L176 200ZM231 197H232L233 200L230 199ZM234 197H235V199H234ZM258 197L260 199H258ZM180 198H182V200H184V201H182ZM52 199H54V201H52ZM55 199H56V201H55ZM154 199H156V196H155ZM43 200L44 199L42 197V201ZM47 200L45 199L46 202H47ZM198 200H199V203H198ZM205 200H208V202H206ZM42 201H40V202H42ZM180 201L182 203H180ZM10 202H11V204H10ZM53 202L56 203V204H54V205H56L55 207L53 206ZM90 202H91V204H90ZM211 202H215V203L217 202V204H220V205H218L219 206L218 207V206H216L217 204L213 205V203L211 204ZM232 202H233V204H231ZM205 203H206V206L204 207ZM184 204H187L188 206H186ZM200 204H202V205H200ZM209 204H211V206L212 205L215 206V208L217 210L216 209L213 210L212 207L209 206ZM23 205H24V203H23ZM91 205H92V207H91ZM148 205L153 206L150 203ZM207 205H208L209 208L207 207ZM222 205H221L220 208L224 209V206H222ZM227 205L225 207H227ZM27 206H28V204H27ZM35 206H37L39 209L35 208ZM35 206H33V209H31L32 211L30 210L32 212L30 215L32 216V214H33L35 216V214H37L36 211H38L39 213L37 214V217H33V216L32 217H33V222H35V221H37V222L39 221L40 222V220H37L36 218H40L39 215H40V212L42 211V208H40L37 203H35ZM199 206L201 207L202 212H201V210L197 209V207H199ZM13 207H14V205H13ZM24 208L26 209L27 207H24ZM53 208H55V210ZM170 208H171V210H170ZM8 209H9V211H8ZM15 209H17V208L15 207ZM33 210L35 211L34 213H33ZM145 210H146V212H145ZM158 210H157L156 214L160 213V212H158ZM197 210H198V212H197ZM226 210L227 209L225 208V211ZM30 211H28V212H30ZM148 211H149V209H148ZM194 211H196L197 213L195 214ZM230 211H231V213H230ZM92 212H93V214H92ZM225 213L226 212H223V217L225 215L227 216V214H225ZM163 214H161V215H163ZM16 215H19V219L17 218ZM47 215H49V217L52 218V219H50ZM92 215H94V216L96 215V216L94 217ZM45 216H44V218H45ZM124 216H126V217L124 218ZM159 216H160V214H159ZM192 216H193V219H192ZM86 217H88V219H86ZM152 217H154V216H152ZM204 217H201V219L204 220ZM223 217L221 218L222 220H223ZM237 217H239L240 219H238ZM8 218L6 219L7 221H8ZM13 218H16L17 220L16 219L14 220ZM128 218H129V220H128L129 223H128V221H126V219H128ZM155 218L158 219V217H155ZM79 219H80L81 222L79 221ZM117 219L119 220V222H120V220L125 219L124 221H126V223H125L126 227L124 225H122V224H120V227L121 228L123 227L122 230L124 229V227L128 229V230L124 229L125 231H127V233L121 234V237L119 236L120 238L115 236L116 235L115 232L118 230L117 228H119L118 227L119 222L117 221L118 224L116 223ZM151 219H153V218H151ZM18 220H19V222L22 221L21 222L22 224H20V225H22L21 227L19 225ZM88 220L92 221V223L89 222L87 224ZM103 220L105 221L104 224H103L104 229L107 228L108 223H109L110 227L113 226L116 229L115 232H114L113 227L111 229L110 228L106 229V230H109V231L111 230L110 232H112V230H113L112 234L109 231L104 232L103 229H102L103 228L102 227ZM147 220L150 221V223L148 222V224H146L145 222H147ZM202 220H201V222H202ZM205 220H204V222L206 224L207 222ZM7 221H5V222H7ZM16 221L18 222V224H17ZM100 221H102V222L100 223ZM63 222H64V224H66V225H63L65 229L61 227V224ZM113 222H114V224H117V225H114ZM106 223H107V225H106ZM198 223L199 222H197V227H198ZM0 224L2 226H5L4 225L5 223H3V224L0 223ZM30 224H33V223L31 222ZM90 225H91V228L88 227ZM194 225H193V227H194ZM2 226H0V230L2 229L1 228ZM115 226H117V227H115ZM127 226H129V227H127ZM201 226H203L202 223H201ZM17 227H19V228H17ZM70 227L74 228L73 231H75V232H72L73 234L71 233L72 236L74 235L73 238H76V235L79 236V237L77 236L78 241L76 239V244H75V245H77L79 243L78 244L79 248H78V246L77 247L76 246L72 247V249H74V251L71 250V246L69 248L70 250L68 249L69 241H67V239H66V235H67V238H68V233H69L68 230H69ZM223 227H224V229H223ZM66 228L68 230H66ZM89 228H90V230H89ZM194 228H196V226ZM221 228H222V230H221ZM59 230L62 232V234H61V232H59ZM101 230L103 231L102 233H101ZM213 230L211 229V231H213ZM70 231H71V228H70ZM10 232H12V234H14V238H15V235H16V240H14V238L12 237ZM222 232H223V234H222ZM249 232H250V234H249ZM75 233H78V234H75ZM24 234H25V232H24ZM113 234H115V235H113ZM181 234H182V236H181ZM6 235H8L9 237L7 236L8 237L7 238ZM48 235H49L50 238L48 237ZM122 235H125V236H122ZM210 235H211V232H210ZM213 235L214 234H212V236ZM17 236L19 237L18 241H17ZM212 236H210V237H212ZM10 237H12V238H10ZM115 237H117L118 239L117 238L115 239ZM73 238H70V236H69L68 240L71 241V240H73ZM181 238H183L182 239L183 242L178 244V242H181ZM262 238L264 239V237H262ZM20 239H21V241H20ZM263 239H261V240H263ZM1 241H2L3 244L1 243ZM22 241H23L24 244L22 243ZM244 241H246V242L249 241V242L246 243ZM63 242L66 243L68 245V247H67V245L64 246ZM229 243H231V244H229ZM184 244H185V247H184ZM180 245H183L184 253H181V251H180V256L178 257L179 250H177V248L179 247L178 249H180ZM166 246H170V247H168V250H167L168 252L166 251V249H167ZM190 246H192V245H190ZM27 248H28V250H27ZM75 248L78 251H75ZM83 248H86V249L83 250ZM100 248L104 249V250L101 249L103 252L100 250ZM105 248H107L108 250L105 249ZM23 249L26 250V253H24L25 251ZM97 249H99V251H97ZM171 249H174L173 252H172ZM185 249H189V250H185ZM200 249H201V251L204 252V254H202L203 252L199 251ZM95 250H96L98 255L101 254L100 255L101 257L100 256H96L97 254H96ZM191 250L192 251L195 250V252H194L195 255H196L195 257H194V254H193V252ZM175 251H176V253H175ZM91 252H93V254ZM101 252L103 254H105L107 258ZM206 252H208V253H206ZM245 252H247V253L245 254ZM32 253H33V255H32ZM168 253L170 255L174 254L173 257L168 255ZM199 253L201 255H199ZM209 253L211 255H209ZM176 254H177V256H176ZM182 254H184V255H182ZM54 255H55V257H53ZM205 255H207V256H205ZM102 256H103V259L100 260L102 258ZM97 257L98 258L100 257V258L97 259ZM51 258H52V260H51ZM56 258H59V259L62 258L64 261L63 262L61 261V263H60L59 259L56 260ZM221 258H223V257H221ZM77 261H78V263H77ZM85 261H87L88 263L85 262ZM89 261L92 262V263H89ZM48 262H50V263H48ZM212 264H214V262Z\"/></svg>","mask_w":264,"mask_h":264},{"label":"bare ground","instance_id":"6f19581e","mask_svg":"<svg viewBox=\"0 0 264 264\" xmlns=\"http://www.w3.org/2000/svg\"><path fill=\"white\" fill-rule=\"evenodd\" d=\"M53 1H54V0H32V7H34V6H38V7H39V6H40V7H41V6H44V7H45V6H49V5H52V4H53ZM68 1H69V0H68ZM81 1H82V0H81ZM102 1H106V0H102ZM119 1H120V0H119ZM121 1L124 2V0H121ZM127 1H128V0H127ZM134 1H135V0H134ZM144 1H145V0H144ZM149 1H150V0H147V2H149ZM151 1H152V0H151ZM155 1H156V0H155ZM155 1H154V2H155ZM159 1H160V2H159ZM159 1L157 0V4H158V2H159L158 6H157L156 3H155L154 6H153V8H151V9H155V8L157 7V8H156L157 10L155 9V11H154V10H152V11H153V12H157V13H159V14H160L161 12H162V13H165V14H166L167 16H169V17H174L177 13L179 14V11H180L182 8H184V6H182L184 3H183V4L181 3V4L178 6V8H179V7H182V8H180V10H179L178 8L176 9V8L173 7V8L176 10V11H175L172 7H170V6L168 7V4H165V5L163 4V3H165V0H164V1H163V0H162V1L159 0ZM201 1H202V0H201ZM204 1H205V0H204ZM206 1H207V0H206ZM210 1H212V0H209V4H211ZM217 1H218V0H217ZM226 1H229V0H226ZM241 1H242V0H241ZM247 1H249V0H247ZM250 1H251V0H250ZM256 1H257V0H256ZM258 1H260V0H258ZM261 1H262V0H261ZM28 2H31V1H29V0H0V12H1L2 10H5V11L7 10L6 13L9 11V13H10L11 15L16 14V16H17V15L20 16L21 21L23 20L22 18H24V20H25V21H24V24H25V25H24V29H25V32H26V33H27L28 31H29V32H31V31L33 32L34 25H35V24L32 23V22H34V21H33L34 19H32V21L30 20L31 18L34 17V14L32 13L33 11L31 12L30 9H31L32 7L28 4ZM33 2H35V3H33ZM78 2H79V1H78ZM86 2H87V1H86ZM97 2H98V1H97ZM97 2H96V4H94V7H95V5L97 6ZM129 2L133 3V1H129ZM138 2H139V5H138V6H140V1H138ZM147 2H144V3H147ZM152 2H153V1H152ZM152 2H151V3H152ZM161 2H162V3H161ZM167 2H169V1H167ZM243 2H244V1H243ZM67 3H68V2H66L65 4H67ZM76 3H77V2H76ZM106 3H107V2H106ZM106 3H104V4L107 5ZM115 3H117V1H116ZM126 3H127V2H126V0H125V2L122 3V4H126ZM131 3H130V4H131ZM134 3H135V2H134ZM142 3H143V2H142ZM149 3H150V2H149ZM200 3H201V2H200ZM213 3L216 4V2H214V0H213ZM218 3H219V2H218ZM225 3H226L227 5H229L228 2H225ZM225 3L223 2V4H224L223 6H224V7L226 6ZM77 4H78V3H77ZM79 4H82V3H79ZM98 4H99V2H98ZM102 4H103V3H101L99 7H101ZM119 4H120V3H119ZM136 4H137V3H136ZM185 4H186V3H185ZM204 4H205V3H204ZM219 4H220V3H219ZM245 4H246V3H245ZM248 4H249V7H250L252 4H254V2L252 3V1H251V5H250V3H248ZM258 4H260V3H258ZM82 5H83V4H82ZM84 5H85V4H84ZM86 5H87V4H86ZM141 5H142V4H141ZM147 5H148V4H147ZM150 5H151V4H150ZM166 5H167V7H166ZM175 5H176V4H175ZM193 5H195V4H193ZM198 5H199V3H197V7H198ZM200 5H201V4H200ZM202 5H203V4H202ZM217 5H218V4H217ZM60 6H61V5H60ZM63 6H64V4H63ZM70 6H71V5H70ZM73 6H74V5H73ZM88 6H89V5H88ZM102 6H103V5H102ZM129 6H130V5H129ZM129 6L127 5L128 9H129V10L127 9L128 12H127V10L124 9V8H123L124 10H122V8L120 9L118 6H116V7L118 8V11L120 12V16H123V17H124L123 20H124V19H127V20L130 22V23H129L127 20H125L123 23H126V24L129 23V25H130L131 27L134 26V27H132V28H135L137 24H136V20H133V19H134V15H131V14L129 13L130 9L133 10V7L129 8ZM135 6H136V5H135ZM135 6H134V7H135ZM142 6H143V5H142ZM186 6H187V5H186ZM207 6H209V5L207 4ZM207 6H206V7H207ZM256 6H258V5H256ZM259 6H260V7H259V12H260V13L258 12V7H257V9H256V8L253 9V11H251V12H255V11H256V12L258 13V17H257V15H256L255 17L259 18V19H258V22H259V20H260V21H261L260 24H261L262 22L264 23V1H263L262 4L259 5ZM68 7H69V6H68ZM81 7H82V6H81ZM91 7H92V6H91ZM97 7H98V6H97ZM121 7H122V5H121ZM143 7H144V6H143ZM151 7H152V5H151ZM195 7H196V6H195ZM199 7H200V6H199ZM203 7H204V6H203ZM217 7H218V6H217ZM229 7H230V9H231V5H230ZM249 7H248V8H249ZM252 7H253V6H252ZM66 8H67V7H66ZM73 8H75V7H73ZM77 8H78V6H77ZM83 8H84V7H83ZM89 8H90V7H89ZM108 8H109V7H108ZM108 8H107V9H108ZM137 8H141V6H140V7H136V9H137ZM149 8H150V6H149L148 8H146L145 10H144V8H143V9L141 8V10H143V11H144V14H145V12L147 11V9H149ZM207 8L209 9L210 7H207ZM213 8H214V7H213ZM218 8H219V7H218ZM221 8L223 9V7H221ZM248 8H246V9H248ZM75 9H76V8H75ZM93 9L95 10L96 8H93ZM98 9H99V8H98ZM103 9H105V8H103ZM194 9H195V8H194ZM200 9H202V6H201V8H199V10H198L199 13H200V12L202 13V11H205V9H204V10H203V9L200 10ZM210 9H212V8H210ZM222 9H220V10H222ZM230 9H229V10H230ZM244 9H245V8H243L242 11H244ZM249 9H250V8H249ZM79 10H83V12H86V11H84V10H87V6H86V9H82V8H81V9H79ZM88 10H89V9H88ZM94 10H93V11H94ZM99 10H100V9H99ZM110 10H111V9H110ZM110 10H108V11H110ZM114 10H115V9H114ZM121 10H122L123 13H121ZM125 10H126V11H125ZM195 10H196V9H195ZM195 10H194V11H195ZM218 10H219V9H218ZM218 10H217V11H218ZM227 10H228V9H227ZM227 10H224V11L227 12ZM232 10H233V9H232ZM91 11H92V10H91ZM93 11H92V13H93ZM97 11H98V10H97ZM102 11H104V10H102ZM106 11H107V10H106ZM108 11H107V12H108ZM118 11H117V13H119ZM135 11H136V10H135ZM152 11H149L148 13H150V12H152ZM177 11H178V12H177ZM192 11H193V10H192ZM213 11H214V10H213ZM217 11H216V12H217ZM65 12H66V11H65ZM94 12H95V11H94ZM99 12H100V11H99ZM99 12H98V13H99ZM130 12H132V11H130ZM176 12H177V13H176ZM195 12H196V11H195ZM251 12H250V13H251ZM56 13H57V12H56ZM60 13H63V12H60ZM66 13H67V12H66ZM102 13H103V12H102ZM117 13H116L115 15H116L117 17H120V16H118ZM128 13H129V14H128ZM132 13H133V12H132ZM146 13H147V12H146ZM148 13H147V14H148ZM162 13H161V15H162ZM175 13H176V14H175ZM201 13H200V15H201ZM246 13H247V11H246ZM246 13H245V14H246ZM2 14H3V12H2ZM49 14L51 15V13H49ZM70 14H71V13H70ZM94 14H96V13H94ZM99 14H100V13H99ZM106 14H108V13H106ZM122 14H123V15H122ZM151 14H152V13H150V17H151ZM243 14H244V13H243ZM255 14H256V13H255ZM0 15H1V14H0ZM67 15H68V13H67ZM80 15H81V13H79V16H80ZM96 15H98V14H96ZM100 15H101V16H104V14H100ZM100 15H99V16H100ZM129 15H130V20H131V18L133 17V18H132V21H130V20L128 19V18H129V17H128ZM135 15H137V14L135 13ZM152 15H153V14H152ZM161 15H160V16H161ZM194 15L196 16L197 14H194ZM198 15H199V14H198ZM200 15H199V16H200ZM222 15H223V14H222ZM225 15H227V13H226ZM241 15H242V14H241ZM250 15H253V14H250ZM13 16H14V15H13ZM18 16H17V17H18ZM22 16H23V17H22ZM59 16H60V15H59ZM65 16H66V15H65ZM72 16H75V15H71L70 17H69V16H68V17L71 18ZM77 16H78V15H77ZM138 16H139V15H138ZM147 16H148V15H147ZM218 16H219V15H218ZM9 17H11V16H9ZM21 17H22V18H21ZM38 17H39V15H38ZM50 17H51V16H50ZM68 17H67V18H68ZM84 17H85V16H84ZM135 17H136V16H135ZM141 17H142V16H140L139 18H141ZM150 17H148V18H150ZM169 17H168V18H169ZM201 17H202V16H201ZM216 17H217V16H216ZM223 17H224V16H223ZM223 17H222V21H224L225 19H227V18H224V19H223ZM238 17H239V15H238ZM242 17H243V16H242ZM246 17H247V16H246ZM246 17H245V18H246ZM248 17H249V15H248ZM34 18H36V17H34ZM57 18H58V17H57ZM76 18H78V19H76ZM80 18H82V16H80ZM94 18H95V17H94ZM94 18H93V20H95ZM110 18H112V17H110ZM110 18H109V16H108V18L106 17L107 20L110 19ZM146 18H147V17H146ZM175 18H176V17H175ZM177 18H178V17H177ZM219 18H220V17H219ZM250 18H251V16H250ZM250 18H249V22H248V24L250 23ZM1 19L3 20V18H1ZM12 19H15V16L12 17ZM47 19H48V18H47ZM54 19H55V18H54ZM54 19H53V20H54ZM60 19H61V18H60ZM72 19H73V18H72ZM75 19H76V21H74L75 23H76L78 20H80L79 17H76V16H75L74 20H75ZM96 19L98 20L97 17H96ZM118 19H120V18H118ZM143 19H144V18H143ZM201 19H202V18H201ZM238 19H239V18H238ZM247 19H248V18H247ZM253 19H254V18H253ZM15 20H17V19H15ZM107 20H106V21H107ZM111 20H112V19H111ZM120 20H122V19H120ZM123 20H122V21H123ZM137 20H138V19H137ZM148 20H150V19H148ZM148 20H147V22H148ZM158 20H159V19H158ZM171 20H174V19H171ZM177 20H178V19H177ZM194 20H197L196 22H198V23L201 21V20L199 21L198 18L196 19V17H195ZM242 20H244V19H242ZM47 21H48V20H47ZM51 21H52V20H51ZM58 21H59V20H58ZM64 21H65V20H64ZM81 21H82V20H81ZM81 21H80V23H81ZM86 21L88 22L89 19L86 20ZM108 21H110V20H108ZM112 21H113V20H112ZM140 21H141V20H140ZM156 21H157V20H156ZM226 21H228V23L231 24V22H229V20H226ZM240 21H241V19H240ZM251 21H252V22H255V21H253V20H251ZM8 22H9V21H8ZM11 22H14V21H11ZM18 22L20 23L19 19H18V21H16V23H18ZM39 22H40V21H39ZM53 22H54V21H53ZM55 22H56V21H55ZM59 22H60V21H59ZM61 22H62V20H61ZM96 22H97V21H96ZM120 22H121V21H120ZM127 22H128V23H127ZM144 22H145V21H144ZM161 22H162V21H161ZM196 22H195V23H196ZM237 22H238V21H237ZM244 22H247V21H244ZM258 22H257V23H254V25L251 24V25H253V26H251V25H247V26H246V29H247L248 26H249V28H252V29H250V30L254 31V32L251 31L252 34H253V33H256V35L253 36L254 34H253V35L250 34V35H251V38H252V36H253V37H256V38H258V40H259V42H260V39H261L260 37H262V36L264 35V34H263V33H264V30H263L264 27H262V26H264V25L261 26ZM2 23H3V22H2ZM6 23H7V22H5V24H6ZM70 23H71V21H70ZM70 23H69V25L71 26V24H73V22H72L71 24H70ZM109 23H111V24H109ZM109 23H107L108 26L104 25V26H106V28L109 29V31H110V30H111V31H113V30H117V26H120V29L117 30V31H118L119 33H120V32L122 33L121 25H120V24L116 26V25H115L116 23H115L114 25L112 24V22H109ZM137 23H139V25H140V22H137ZM141 23H142V22H141ZM152 23H153V21H152ZM217 23H218V21H217ZM238 23H239V22H238ZM241 23H242V22H241ZM3 24H4V23H3ZM8 24H9V23H8ZM10 24H11V23H10ZM21 24H22V23H21ZM46 24H47V23H46ZM51 24H52V22H51ZM58 24H59V23H58ZM62 24L65 25L64 22H63ZM78 24H79V22H78ZM78 24H77V25H78ZM83 24H84V23H83ZM89 24H90V23H89ZM89 24L86 23V25H88V26H89ZM92 24H93V21H92ZM92 24H90L91 29L89 30L91 33H92L91 30L94 29V27H95V25H94V27H93ZM97 24H98V23H97ZM121 24H122V23H121ZM126 24H125V25L123 24V25L127 27ZM142 24H143V23H142ZM142 24H141V26H142ZM212 24H213V23H212ZM220 24H223V22H221ZM230 24H228V25H230ZM243 24H244V23H243ZM245 24H246V23H245ZM258 24H259V25H258ZM13 25H14V24H12L11 26H13ZM17 25H18V24H17ZM49 25H50V24H49ZM55 25H56V24H55ZM98 25H99V27H102V26H103V24L101 25V23H99ZM213 25H214V24H213ZM240 25H241V24H240ZM6 26H7V25H6ZM11 26L9 25V27H11ZM59 26H61V25L59 24V25H58V28H59ZM82 26H84V25L81 24L79 27H81V28L84 29L85 26H84V27H82ZM124 26H123V27H124ZM130 26H128V27H130ZM147 26H148V25H147ZM231 26H232V25H231ZM231 26H230V27H231ZM237 26H238V25H235V26H233V28H232L233 30H236V31H235L236 36H238L237 34H240L242 31L244 32L243 34L246 33V29H245V31H244V27H245L244 25H241V26H243V30H241V32H240V28H241V27H240V28H237ZM14 27H15V25H14ZM19 27L21 28V25H20ZM37 27H38V26H37ZM50 27H51V26H50ZM56 27H57V25H56ZM74 27H75V28H76V27L79 28L78 26H74ZM96 27H97V26H96ZM123 27H122V29H123ZM126 27L124 28V31L127 30V32H125V33L130 34V32L132 31V28H126ZM143 27H144V26H143ZM219 27H220V25H219ZM223 27H224V26H223ZM223 27H222V29L225 28V27H224V28H223ZM230 27H227V28L229 29ZM235 27L239 30V32L237 31V29H234ZM238 27H239V26H238ZM16 28H17V29H16ZM39 28H40V30H41L40 32H44V25H41V26L39 25ZM54 28H55V27H54ZM58 28H57V29H58ZM62 28H64V26H63ZM71 28H73V27H70V28H69V31H70ZM89 28H90V27H89ZM89 28H88V29H89ZM139 28H141V30H140ZM139 28H138V26H137V29H138L139 32L141 33V31H143V28L140 27V26H139ZM212 28H213V27H212ZM4 29H5V28H4ZM6 29H7V27H6ZM6 29H5V30H6ZM14 29H15L16 31L19 30L18 27H15ZM35 29L37 30L36 27H35ZM97 29H98V28H97ZM97 29H95V30H97ZM128 29H129V31H128ZM241 29H242V28H241ZM0 30H1V29H0ZM5 30H2V31H5ZM15 30H14V31H15ZM46 30H47V28H46ZM46 30H45V31H46ZM48 30H49V28H48ZM48 30H47V32H50V33H51V31L54 30V29L51 28V29H50L51 31H48ZM73 30H74V29H73ZM73 30H72V32H73V33H74V32L76 33V31H75V30L73 31ZM78 30H79V29H78ZM84 30H85V29H84ZM84 30H81V31H82V33H81L82 35H83V33H84V35H85V32H83ZM144 30H146L145 27H144ZM148 30H149V29H148ZM153 30H154V29H153ZM163 30H164V29H163ZM11 31H13V30H11ZM58 31H59V29H58L56 32H58ZM101 31H103V28H102ZM109 31H108V33H109ZM117 31H115V32H117ZM134 31H135V32H133V31H132V32H133V33H136V29H135ZM154 31H155V30H154ZM196 31H197V29H196ZM34 32H35V31H34ZM59 32H62V31L60 30ZM63 32H64V34H65V30H64ZM79 32H80V31H79ZM79 32H77V33H79ZM97 32H98V30H97ZM115 32H114V33H115ZM118 32H117L116 34H118ZM128 32H129V33H128ZM193 32H194V31H193ZM227 32H231V30H230V31H227ZM237 32H238V33H237ZM248 32H249V31H248ZM7 33H9V32H7ZM10 33H11V32H10ZM23 33H24V31H23ZM37 33H38V32H37ZM37 33H36V34H37ZM70 33H71V31H70ZM75 33H74V34H75ZM86 33H87V32H86ZM103 33H104V32H103ZM110 33H112V36L109 37L110 40H111V38L113 37V35L116 36V34H113V32H110ZM121 33L119 34V36H121ZM137 33H138V32H137ZM137 33H136V34H137ZM147 33H149V32L147 31ZM147 33H146V32H145V33L143 32V34H146V36H148ZM152 33H153V31H152ZM199 33H200V31H199ZM224 33H225V31H224ZM232 33H233V31H232ZM232 33H231V35H232ZM249 33H250V32H249ZM2 34H3V33H2ZM2 34H1V35H2ZM17 34H18V33H17ZM20 34H22V30H20ZM42 34H43V33H42ZM52 34H55V35H52V37L55 36V37H56V40H58V38H57L58 36H61V35L56 36L57 33H54V32H53ZM58 34H59V33H58ZM98 34H100V33L98 32ZM122 34H123V33H122ZM131 34H132V33H131ZM141 34H142V33H141ZM141 34H140V35H141ZM143 34H142V35H143ZM149 34H150V33H149ZM228 34H229V33H228ZM241 34H242V33H241ZM247 34H248V33H247ZM15 35H16V34H15ZM18 35H19V34H18ZM18 35H17V36H18ZM39 35H40V34H39ZM39 35H37V36H39ZM46 35H47V34H46ZM76 35H77V34H76ZM79 35H80V33H79ZM84 35H83V37H85ZM87 35H88V34H87ZM94 35H97V33H96V34L94 33ZM102 35H103V34H102ZM104 35L106 36V34H104ZM110 35H111V34H110ZM154 35H156L155 32H154ZM188 35H189V36H188ZM188 35L186 36L187 39H185V40H188V37H191L190 34H188ZM245 35H246V34H245ZM250 35H249V37H250ZM10 36H12V33L10 34ZM17 36H16V37H17ZM20 36H22V35H20ZM37 36H36V37H37ZM73 36H74V38H75V35H73ZM80 36H81V35H80ZM92 36H93V33H92ZM105 36H104V37H105ZM119 36H118V37H119ZM125 36H126V35H125ZM146 36H144V37H146ZM150 36H151V34H150ZM150 36H149V37H150ZM239 36H240V35H239ZM2 37H3V36H2ZM16 37H15V38H16ZM43 37H44V36H43ZM43 37H42V38H43ZM45 37H46V36H45ZM45 37H44V39H45ZM50 37H51V36H50ZM64 37H65V36L63 35V38H64ZM66 37H67V39H70V38H71V37L68 38L69 36H67V35H66ZM66 37H65V38H66ZM77 37H78V35H77ZM77 37H76V38H77ZM94 37H95V36H94ZM94 37H93V38H94ZM97 37H98V36H97ZM100 37H101V35H100ZM123 37H124V35L121 36V38H123ZM128 37H131V36L128 35ZM136 37H139V34H138ZM152 37H153V36H152ZM234 37H235V34H234V36L232 37V39H233ZM5 38H6V39L8 38V39H7L6 41H3V42L0 40V43L4 44L3 46H5V42L8 43L10 37L5 36ZM15 38H13V39H15ZM17 38H18V37H17ZM19 38L22 39V37H19ZM28 38H29V37H28ZM28 38H27V39H28ZM34 38H35V37H34ZM48 38H49V36H48ZM48 38H46V39L48 40ZM95 38H96V37H95ZM107 38H108V37H107ZM107 38H106V41H107V43H108V41H110V40H107ZM113 38H114V37H113ZM121 38H118L117 40L112 39V41H113V42L116 41V42H114V43H116L115 46L118 44V45H120V46L122 47L121 49H124V48H125V49H124V50H126V51H125L126 53H124V56H125V55L127 54V50L130 49V48L132 49L133 45H132V47H130V48H128V49H127V44H125L124 47H123V46H122L123 43H121V42H118V43H117V41H118L119 39H121ZM141 38H142V37H141ZM147 38H148V37H147ZM150 38H151V37H150ZM153 38H154V37H153ZM155 38H156V37H155ZM184 38H185V37H184ZM184 38H183V39H184ZM195 38H196V37H195ZM229 38H230V34H229ZM251 38H250V40H249V39H248V40L251 41ZM256 38H255V40H256ZM259 38H260V39H259ZM262 38H264V37H262ZM3 39H4V37H3ZM3 39H2V40H3ZM13 39L11 40V38H10V41L14 42V41L16 40V39H15V40H13ZM39 39H41V38H39ZM97 39H98V38H97ZM102 39H104V38H102ZM127 39H128V38H127ZM129 39H130V38H129ZM133 39H134V37H133ZM133 39H132V41H134ZM138 39H139L138 41H140V38H138ZM142 39H143V38H142ZM145 39H146V38H145ZM145 39H143V40H145ZM17 40H19V39H17ZM29 40L31 41V39H29ZM49 40H50V41H51V40L53 41V39H49ZM56 40L54 39L55 42H56ZM65 40H66V39H65ZM81 40H82V37H81V39H79L78 41H81ZM122 40H123V39H122ZM135 40H137V39L135 38ZM147 40H148V39H147ZM253 40H254V39H253ZM253 40H252L253 44H252L251 46H252L253 48H255V47L257 48V47H258L257 45L260 44V43H259L257 40H256V41H253ZM19 41H20V40H19ZM22 41H23V39H22ZM25 41H27V40H25ZM25 41H24V43H25ZM34 41H35V40H34ZM36 41L38 42V40H36ZM41 41H42V39H41ZM50 41H49V42H50ZM52 41H51V44H52V45H50V44L46 41V43H48V44H45V45H44V46H46V47L43 46V51L45 50V53H46L47 51H48V53H49V51L51 52V50H54V49H55V48H54V44L52 43ZM82 41H83V42L85 41V43L88 42V41H86V39H85V40H82ZM82 41H81V42H82ZM89 41H90V39H89ZM102 41H103V40H102ZM104 41H105V40H104ZM129 41H130V40H129ZM176 41H177V40H176ZM249 41H248V42H249ZM12 42H10V43H11L10 46H11V47H14L16 44H14V43H12ZM17 42H18V41H16V43H17ZM31 42H32V41H31ZM43 42H45V41L43 40ZM55 42H54V43H55ZM57 42H58V41H57ZM91 42H92V39H91ZM91 42H88L85 46L87 47V45H89V43H91ZM94 42H95V41H93V44H95ZM123 42H124V41H123ZM127 42H128V41H127ZM143 42H144V41H143ZM145 42H146V41H145ZM154 42H155V41H153L152 43H154ZM183 42H184V41H183ZM190 42H191V40H190V38H189L188 43H190ZM262 42H264L263 39H262ZM10 43H8V44H10ZM20 43H21V42H20ZM29 43H30V42H29ZM29 43H28V44H29ZM39 43H40V42H39ZM59 43H60V42H59ZM64 43H65V42H64ZM66 43H67V42H66ZM85 43H84V44H85ZM105 43H106V42H105ZM107 43H106V44H107ZM125 43H126V42H125ZM133 43H135V41H134ZM137 43H138V42H136V44H137ZM171 43H173V42H171ZM178 43H179V42H178ZM178 43H177V45H178ZM181 43H182V41H181ZM186 43H187V41H186ZM249 43H251V42H249ZM249 43H248V44H249ZM2 44H0V45H2ZM21 44H22V43H21ZM21 44H20V46H21ZM42 44H43V43H42ZM108 44H109V43H108ZM129 44L131 45L132 43L130 42ZM140 44H141V42H140ZM140 44H139V45H140ZM146 44H147V43H146ZM157 44H158V43H157ZM173 44H174V43H173ZM179 44H180V43H179ZM248 44H247V45H248ZM256 44H257V45H256ZM6 45H7V44H6ZM12 45H14V46H12ZM29 45L31 46L32 43L29 44ZM34 45H35V44H34ZM55 45H56V44H55ZM63 45L66 46L65 44H63ZM102 45L104 46V44H102ZM109 45H110V44H109ZM111 45H112V43H111ZM149 45H150V42H149ZM189 45H190V44H188V46H189ZM3 46H0V47H3ZM8 46H9V45H8ZM8 46H7V47H8ZM56 46H57V45H56ZM64 46H60V47L63 48ZM72 46H73V44H72ZM113 46H114V44L112 45L111 48H113ZM120 46H119V48H120ZM128 46H129V45H128ZM134 46H136V45L134 44ZM140 46L142 47V46H144V45L141 44ZM145 46H146V45H145ZM145 46L142 47L143 50L140 49L139 47H138L139 49L137 48V50H142V53H140V55L132 56L133 58L130 59V60L132 61L131 64H133V63L135 64L136 62H137V63H142V64H141V69H142V73H143L142 75H143V76H142L141 80H142L143 78H145L147 75H148V78H149L150 76H151V77H154V76H155V78L157 77V79H158L159 76H162V73L164 72V71H162V69L160 70V68H159V63L161 64V63L163 62V61L161 62V59H162V56H163V52H162V51H163V45H162L161 47H158V46H155V45H154V47H151V48H150V46H149V47L146 46V48H145ZM159 46H160V45H159ZM179 46H180V45H179ZM184 46H185V45H184ZM251 46H248V47L251 48ZM259 46H260V45H259ZM5 47H6V46H5ZM5 47H3L2 49H5V50H6L7 47H6V48H5ZM16 47H17V45H16ZM27 47H28V46H27ZM27 47H26V48H27ZM33 47H34V46H33ZM36 47H39L38 44H36ZM36 47H35V48H36ZM58 47H59V44H58ZM88 47H90V45H89ZM136 47H137V46H136ZM191 47H192V46H191ZM261 47H262V48L264 47V43H263V46H260V48H261ZM18 48H20V47L18 46ZM18 48H17V49H18ZM28 48H29V47H28ZM28 48H27V49H28ZM71 48H73V47H71ZM109 48H110V47L108 46V50H109ZM111 48H110V50H111ZM133 48H134V47H133ZM161 48H162V49H161ZM188 48H189V47H188ZM253 48H252V49H253ZM260 48H259V49H260ZM262 48H261V49H262ZM2 49H0V50H2ZM36 49H37V48H36ZM40 49H42V48H40ZM40 49H39V50H40ZM65 49H66V48H65ZM65 49H63V51H64ZM67 49H68V48H67ZM87 49H88V48H87ZM87 49H86V50H87ZM104 49H105V48H104ZM104 49H103V50H104ZM113 49L115 50V48H113ZM113 49H112V50H113ZM131 49H130V50H131ZM134 49H136V48H134ZM252 49H251L250 52H253ZM5 50H4V51H5ZM7 50H9V47L7 48ZM11 50H12V49H10V51H11ZM19 50H20V49H19ZM46 50H47V51H46ZM59 50H60V49H59ZM69 50H70V49H69ZM105 50H106V49H105ZM112 50H111V51H112ZM116 50H117V49H116ZM124 50H121V51L124 52ZM130 50H128V52H130ZM132 50H133V49H132ZM164 50H165V49H164ZM191 50H192V49H191ZM256 50L258 51V48H257ZM22 51H24V48H23ZM30 51H31V49L28 50V52H30ZM33 51H34V50H33ZM33 51H32V52H33ZM43 51L41 50L40 52L44 53ZM57 51H58V50H57ZM63 51L61 50V52H63ZM71 51H72V50H71ZM87 51H88V50H87ZM87 51H85V52L87 53ZM135 51H136V50H135ZM187 51H188V49H187ZM194 51H195V50H194ZM254 51H255V49H254ZM2 52H3V50H2ZM15 52H16V50H15ZM17 52H18V51H17ZM35 52H36V51H35ZM52 52H53V51H52ZM98 52H99V51H98ZM102 52H104V51H102ZM106 52H107V50H106ZM131 52H132V53H135V54H138V52H137V53H136V52H133V51H131ZM164 52H165V51H164ZM188 52H189V51H188ZM248 52H249V51H248ZM259 52H260V50H259ZM10 53H11V52H10ZM12 53H13V52H12ZM18 53H19V52H18ZM38 53H39V51H38ZM48 53H47V54H48ZM104 53H105V52H104ZM113 53H114V52H113ZM119 53H121V52H119ZM166 53H167V52H166ZM193 53H194V52H193ZM195 53H196V52H195ZM260 53H262V52H260ZM31 54L33 55V53H30V55H31ZM39 54H40V53H39ZM39 54H37V55H39ZM51 54H52V53H51ZM51 54H50V55H51ZM53 54H54V52H53ZM55 54H56V53H55ZM55 54H54V55H55ZM68 54H69V53H68ZM68 54H66V52L63 53V54H62V55H63V58H64V56H67V59H68ZM117 54H118V53H117ZM121 54H122V53H121ZM135 54H134V55H135ZM196 54H199V53H196ZM40 55H41V54H40ZM44 55H45V54H44ZM80 55H81V54H80ZM85 55H86V54H84V56H85ZM88 55H89V53H88ZM100 55H101V54H100ZM100 55H98V56H100ZM105 55H106V54H105ZM118 55L120 56V54H118ZM132 55H133V54H132ZM204 55H205V54H204ZM204 55H201V54H200L199 56H204ZM206 55H207V54H206ZM33 56H34V55H33ZM42 56H43V55H42ZM57 56H58V55H56V59H57ZM59 56H60V55H59ZM69 56H71V55L69 54ZM81 56H82V55H81ZM86 56H87V55H86ZM89 56H90V55H89ZM101 56H102V55H101ZM107 56H108V55H107ZM116 56H117V55H116ZM129 56H131L130 53H129V55H127V59L130 58ZM139 56H140V57H139ZM195 56H197V55H195ZM37 57H38V56H37ZM43 57H44V56H43ZM45 57H46V55H45ZM51 57H52V56H51ZM53 57H54V56H53ZM53 57H52V58H53ZM61 57H62V56H61ZM76 57H77V55H75V61H76V59H77ZM90 57H91V56H90ZM105 57H106V56H105ZM105 57H104V58H105ZM113 57H114V56H113ZM121 57H122L123 59L126 58V57H123V54L121 55ZM121 57H120L119 59H121ZM134 57H135V59H134ZM35 58H36V56H35ZM69 58H70V57H69ZM83 58H84V57H83ZM38 59L40 60L39 62H42V60H43V58H42V60H41L40 58H38ZM48 59H49V58H48ZM56 59L53 58L54 61H55ZM59 59H60V58H58L56 61L59 62ZM65 59H66V58H65ZM65 59H64V60H65ZM67 59H66V60H67ZM115 59H116V58H115ZM115 59H114V60H115ZM136 59H137V60H136ZM203 59H204V57L202 58V61H200L201 63L204 62ZM4 60H6V59H4ZM7 60H9V59H7ZM7 60H6V62H7ZM16 60H20V61H21V58H19V59L16 58ZM51 60H52V59H51ZM61 60H63V59H61ZM61 60H60V61H61ZM64 60H63V62H64ZM68 60H69V61H68ZM68 60H67V61H68L69 64H70V62H71V64H73V63L76 64L75 61H74V62L71 61V60H73V58H72L71 60H70V59H68ZM91 60H92V59H91ZM107 60H108V58H107ZM128 60H129V59H128ZM128 60H127V61H128ZM130 60H129V61H130ZM162 60H163V59H162ZM204 60H205V59H204ZM20 61H13V60H12V61H9V62L6 63L7 66H8V64H10V69L13 71V72H12L13 77H12V74L9 73V74L11 75V77H10L11 80H10V79H9V80H10V82L12 81V84H11L10 82L7 81V83L5 82V84H7L6 86H8V83H9V85L11 84V85H10L11 87H10V86H8V87L10 88V90H12V91H11L12 94L14 93V95H15L16 97H18L19 99L23 98V96L25 97L26 94H27L28 97H32V96H34V97H36V98H39V96H41V95H39V96L36 95V96H35V94H34L35 92L32 91L33 88H34L35 90L37 89V88H35L34 86H36V87H38V88H39V86H37V85H33V84L35 83V81H36V84H37V81L39 82V80H42V76H43V75H44L45 78H48V79H49V77H48V76L46 77L45 74L42 75V74L40 73V69H39V70L37 71V74H36V75L38 76V74L40 73V75H42V76H40L41 78L38 76V77L36 78V80H35L34 78H35V76H36V75H35L36 69H33V71H32L33 73H31L30 71H31L32 69L29 68L30 64H32V63L30 62L29 65H27V67H25L26 69L24 70V72L26 71L27 74H28L27 68L30 69V71H29V72H30V73H29L30 76H29V74L27 75L26 72L24 73V72H22V70H20V68H19V66H20V65H19V62H20ZM32 61L34 62V59H33ZM36 61H38V60H36ZM36 61H35V62H36ZM49 61H50V60H49ZM103 61H104V60H103ZM116 61H119V60L117 59ZM120 61H121V60H120ZM120 61H119V62H120ZM122 61H123V60H122ZM122 61H121V62H122ZM127 61H125V62H127ZM138 61H139V62H138ZM167 61H168V60H167ZM167 61H166V62H167ZM23 62H24V61H22L21 63H23ZM39 62H37V65H40V64H41V63L38 64ZM47 62H48V61H47ZM50 62H51V61H50ZM63 62H61L62 65L60 64L61 66L58 65V67L62 68L63 65H64V66L67 65V62H65L66 65H65ZM72 62H73V63H72ZM96 62H97V59H96ZM108 62H109V61H108ZM110 62H112V60H111ZM110 62H109V63H110ZM119 62H116V63L118 64ZM4 63H5V61H4ZM42 63H43V62H42ZM81 63H83V62H81ZM91 63H92V62H91ZM109 63H108V64H109ZM123 63H124V62H123ZM168 63H169V62H168ZM204 63H205V62H204ZM56 64H57V63H56ZM114 64H115V63H114ZM127 64H128V63H127ZM129 64H130V63H129ZM129 64H128V65H129ZM134 64H133V65H134ZM172 64H173V63H172ZM21 65H22V64H21ZM37 65H36V66H37ZM43 65H44V64H43ZM43 65H42V66H43ZM112 65H113V64H112ZM133 65H132V66H133ZM138 65L140 66V64H138ZM162 65H164V64L162 63ZM162 65H161V66H162ZM207 65H208V64H207ZM33 66H35V63L33 64ZM51 66H52V64L50 65V68H51ZM69 66H70V65H69ZM69 66L67 65V67H69ZM72 66H73V65H71V67H72ZM74 66H77V64L74 65ZM89 66H90V65H89ZM161 66H160V67H161ZM165 66H166V65H165ZM38 67H39V66H37V67H35V68L38 69ZM52 67H53V66H52ZM82 67H83V66H81V68H82ZM111 67H112V66H111ZM44 68H45V67H44ZM44 68H41V69H44ZM46 68L48 69V67H46ZM54 68H55V67H54ZM60 68H59V69H60ZM113 68H115V66H114ZM113 68H112V69H113ZM166 68H167V67H165L164 70H166ZM171 68H173V66H172ZM227 68H228V67H227ZM56 69H57V68H56ZM62 69H63V68H62ZM90 69H91V68H90ZM130 69H132V68H130ZM48 70H50V69H48ZM54 70H55V69H54ZM66 70H67V69H66ZM69 70H70V69H69ZM71 70H72V69H71ZM118 70H119V68H118V69L116 68V71H118ZM120 70H121V69H120ZM138 70H139V69H138ZM138 70H136V71L138 72ZM171 70H172V69H171ZM34 71H35V72H34ZM52 71H53V70H52ZM52 71H51V72H52ZM64 71H65V67H64ZM67 71H68V70H67ZM113 71H114V69H113ZM113 71H112V72H113ZM134 71H135V70H134ZM167 71H168V68H167ZM167 71H165V72H167ZM226 71H227V70H226ZM38 72H39V73H38ZM58 72H59V71H58ZM60 72H61V70H60ZM118 72H119V71H118ZM151 72H153V73H151ZM161 72H162V73H161ZM165 72H164V73H165ZM172 72H173V71H172ZM182 72H183V71H182ZM42 73H43V70H42ZM46 73H47V72H46ZM52 73H53V72H52ZM86 73H87V72H86ZM140 73H141V70H140ZM140 73L138 72V73H137V76L139 75V77H140V75H141ZM149 73H151L150 76H149ZM154 73H155V75L152 76V74H154ZM157 73H158V74L160 73V75L158 76ZM164 73H163V75H164ZM169 73H171L170 70H169ZM169 73H168V74H169ZM174 73H175V72H174ZM178 73H179V72H178ZM180 73H181V72H180ZM31 74H34V75H33V78H32V76H31ZM48 74H49V73H48ZM55 74H56V73H55ZM57 74H58V73H57ZM133 74H134V72H133ZM252 74H253L252 76L249 75V76H250V77H249V84H248V87L246 88V91H245V98H244V100H246V101L250 104V106H252L251 108L254 109V112H253V113H255V115H254V114H252V115L250 114L251 116H254V117H252V119H251L254 123L250 125V126H252L251 128L248 127L250 132H249L248 130H247V131H248V134H249V133H251L252 130H253L254 133L252 132V135H253V134L256 135L255 129L257 130V128H259V129L261 130L260 133H262V134H261V135H262L261 137H263L262 140H264V52H263V56H261L260 59H259V61L257 62V71H255V72L252 73ZM7 75H8V74H7ZM52 75H53V74H52ZM90 75H91V74H90ZM90 75H89V76H90ZM117 75H118V74H117ZM169 75H170V74H169ZM169 75H168V76H169ZM187 75H188V74H187ZM8 76H9V75H8ZM8 76H7V77H8ZM53 76H54V75H53ZM58 76H59V75H58ZM58 76H56V78H57ZM119 76H120V75H119ZM164 76H165V75H164ZM166 76H167V75H166ZM178 76H179V77L181 76V77H180V82H181L183 76H182L181 74H180V75L178 74ZM178 76H177V77H178ZM44 77H43V79H44ZM60 77H61V76H60ZM117 77H118V76H117ZM120 77H121V76H120ZM170 77H171V75H170ZM12 78H13V79H12ZM56 78H55V79H56ZM114 78H116V76H115ZM118 78H119V77H118ZM121 78H122V77H121ZM121 78H120V79H121ZM134 78H135V77H134ZM136 78H137V77H136ZM155 78H154V79L152 78L153 80H150V81L153 82V84H151L152 82L150 83L149 81L146 82V79H147V78H145L144 81L142 80V82L147 83V85L144 84L145 86H148V85H154V84H155ZM175 78H176V77H175ZM175 78H174V79H175ZM185 78H186V77H185ZM185 78H183V79L185 80ZM33 79H34V80H33ZM37 79H39V80H37ZM55 79H54V80H55ZM122 79H125V78H122ZM122 79H121V80H122ZM139 79H140V78H139ZM150 79H151V78H150ZM45 80H46V79H45ZM57 80H58V78H57ZM125 80H126V79H125ZM136 80H137V79H136ZM147 80H148V79H147ZM161 80H163V79H161ZM161 80H160V81H161ZM164 80H165V78H164ZM169 80H170V79H169ZM48 81H49V80H48ZM58 81H59V80H58ZM138 81H139V80H138ZM158 81H159V80H158ZM158 81L156 82V84L158 83ZM167 81H168V79H167ZM171 81H172V80H171ZM177 81H179V80H177ZM164 82H165V81H164ZM174 82H175V81H174ZM47 83H49V82H47ZM123 83H125V81H123ZM161 83H162V81H161ZM159 84H160V83H159ZM31 85H32V86H31ZM56 85H57V84H56ZM56 85H55V86H56ZM181 85H183V83H181ZM181 85H180V86H181ZM83 86H84V85H82L81 87H83ZM96 86H97V85H96ZM31 87H32V89H31ZM84 87H85V86H84ZM123 87H124V86H123ZM127 87H128V86H127ZM155 87H156V86H155ZM161 87H162V86H160V88H161ZM181 87H182V86H181ZM47 88H48V87H47ZM148 88H149V87H148ZM151 88H152V87H151ZM157 88H158V87H157ZM29 89H30V90H29ZM52 89H53V87H52ZM98 89H99V87H98ZM100 89H102V87H101ZM104 89H105V88H104ZM149 89H150V88H149ZM149 89H148V90H149ZM10 90H9L8 92H10ZM47 90H48V89H47ZM53 90H54V89H53ZM151 90H152V92H153V89H151ZM155 90H156V89H155ZM158 90H159V88H158ZM161 90H162V88H161ZM30 91H31V92H30ZM36 91H37V90H36ZM50 91H52V90H50ZM79 91H80V90H79ZM93 91H94V90H93ZM102 91H103V90H102ZM102 91H101V92H102ZM104 91H106V90H104ZM11 92L8 93V97L10 98L9 101L11 100V98H12L11 101H14V99H13L14 96L12 97ZM33 92H34V93H33ZM80 92H81V91H80ZM152 92L150 91V94H151ZM36 93H37V92H36ZM94 93H95V91H94ZM97 93H98V92H97ZM128 93H129V92H128ZM148 93H149V91L147 92V94H148ZM155 93H156V92H155ZM158 93H159V92H158ZM162 93H163V91H162ZM167 93L170 94L169 92L164 91V94L167 95ZM9 94L11 95V97H10ZM39 94H40V93H39ZM95 94H96V93H95ZM98 94H99V93H98ZM100 94H101V93H100ZM152 94H154V93H152ZM159 94H160V93H159ZM222 94H224V93L222 92ZM21 95H23V96H21ZM126 95H127V93L124 94L125 97H126ZM161 95H162V94H160V96H161ZM216 95H217V94H216ZM220 95H221V94H220ZM19 96H20L21 98H20ZM27 96H26L24 99L28 98ZM43 96H44V97H41L42 100L47 102V100H44V99H43V98H45L46 96H45V95H43ZM92 96H93V95H92ZM92 96H91V97H92ZM95 96H98V95L96 94ZM115 96H116V95H113V97H115ZM118 96H119V95H118ZM124 96H123V97H124ZM213 96H214V95H213ZM8 97H7V98H8ZM99 97H100V95L98 96V98H99ZM125 97H124V98H125ZM133 97H135V96H133ZM162 97H164V96H161V98H162ZM215 97H216V96H215ZM219 97H220V96H219ZM18 98H17V99H18ZM94 98H95V100H97V99H96L97 97H94ZM102 98H103V97H102ZM116 98H117V96H116ZM119 98H120V97H119ZM126 98H127V97H126ZM129 98H130V96H129ZM217 98H218V97H217ZM217 98H216V99H217ZM221 98L223 99V95H222ZM17 99H16V100H17ZM19 99H18V101L20 102ZM45 99H46V98H45ZM113 99H114V98H113ZM113 99L111 98V101H112ZM130 99H131V98H130ZM219 99H220V98H219ZM26 100H27V99H26ZM30 100H33L31 106L34 107V104H33V103H37V101H35V100H37V99H31V98H30L28 101H30ZM38 100H39V99H38ZM42 100H40V101H42ZM80 100H81V99H80ZM102 100H104V99H101V97H100V101H102ZM105 100H106V98H105ZM21 101L24 102V103H26V101H23V99H21ZM34 101H35V102H34ZM76 101H77V100H76ZM91 101H92V100H91ZM111 101H110V102H111ZM146 101H147V100H146ZM15 102H17V101H14V103H15ZM19 102H18V103H19ZM22 102H21V104H22ZM94 102H95V101H94ZM97 102H99V100H98ZM102 102H103V101H102ZM108 102H109V101H108ZM247 102H246V103H247ZM27 103H28V102H27ZM78 103H80V101H79ZM92 103H93V102H92ZM92 103H91V104H92ZM95 103H96V102H95ZM112 103H113V102H112ZM125 103H126V102H125ZM248 103H247V104H248ZM43 104L45 105L44 102H43ZM43 104H40V105H43ZM93 104H94V103H93ZM93 104H92V105H93ZM98 104H99V103H98ZM110 104H111V103H109L108 105H110ZM113 104L115 105V103H113ZM116 104H117V103H116ZM18 105H19V104H18ZM29 105H30V104H29ZM37 105H38V104H37ZM37 105H36V106H37ZM47 105H48V104H47ZM94 105H95V104H94ZM94 105H93V107H92V106L90 107V108H92V109H90V110H92V112L94 111V110H93ZM108 105H107V107H108ZM114 105L111 104V107H112V108L115 107V109H116V107H117V108L119 109L118 111H120V109L122 110V108H123V107L121 106L122 103L119 104L118 106H114ZM15 106H16V103H15ZM72 106H73V104H72ZM95 106H96V105H95ZM100 106L102 107L103 105L100 104ZM100 106H99V107H100ZM104 106H105V104H104ZM104 106H103V107H104ZM126 106H127V105H126ZM183 106H184V105H183ZM185 106H186V105H185ZM37 107H38V106H37ZM44 107H46V108L48 107V108H47V109L45 108V109L43 110ZM101 107L98 108V109L101 110ZM109 107H110V106H109ZM109 107H108V108H109ZM119 107H121V108H119ZM38 108H39V107H38ZM43 108L41 107V108H40L41 111L39 110V112H38V111H35V112H38V115H39V116H37V114L34 112V118H35V116L40 117V118H35V119H37L36 121H34L35 119H34L33 117H31V119L33 118L34 120L31 121V120L29 119V121H31V122H35V123H31V122L29 123V121H28V122H24V124L26 123V124H29V125H26V124H25V125H24V124L22 125L21 122H23V121H21V120H20L21 122L19 121V122H20V126H24V127H25L24 130H25V132L27 133V134H26L27 138H24V139H26L27 141H24V143H25V142L28 143V141H29L28 145H30V140H29L28 136H29V133H30V135L33 133L32 130H33L35 127H36V128H39V127H40L41 129L43 128V130L45 129L44 131H45L47 134L44 133V131L42 130V132L40 131V133H44V134H45V137H43V136H44L43 134H40V137L38 136L39 138H37V139H40V138L43 137V139H45L46 141H42V142H45V143L48 141V139H50V140L47 142V143H50V142H51L50 146H47V150H48V151H47V154H48V152H49V154L51 153V155H49V159H48V160H50L49 162L52 163L53 167H54V165L56 164V166L59 165L58 167L60 168V167H62V165H60V164L63 163L64 167L66 166V169H67L68 166H70V167H71V166H73V167L75 166L74 169H75V168L77 169V167H78V166H77L78 162H80V163H81V162H84V161H80V160H82V158H81L82 155H79V156H81V157H78V155L76 154V156H77V157H76L74 153H70V152H69L71 155L74 154V157H76V159H75L74 157H72V156H73V155H72V156L70 157L71 159H69V154H68V155L66 154L67 152H65V154H66L68 157H66V155H64V156L62 155L63 151H64L66 148H63L64 150L59 151V150H60V146L58 145V146L56 147V146H54V145H57L58 143H60V141H63V142H66L67 145H68V146H67V145H64V146H67L68 149L71 150L70 148L75 147V145H74V146H71V144H72V145H73L74 143H77V144H78L76 138H75L76 141L74 142V141H73L74 139H72L73 137H70V138H69V137H67V136H69L68 134L70 133V131L73 133V132H75V130H77V129H75V128H78V125H79L80 123H78L79 121L76 119V116H78L79 114H77V115L74 116V115L72 114V112H69V113H70V116L73 115V118L75 117L74 119H70V118H69L70 116L68 115L69 113H66V112L63 111L64 114L66 113V114L68 115V118H69V119H67V115H66V117H65V121H64V123H63V122L58 118L59 121L56 120L57 123H58V122L63 123L62 126H64L65 128L62 127V126L60 125L61 123H59V124L56 123V124H57L56 127H57L58 125H60V127L64 128V129H58V128H57V129H58V130H57L56 127H54V126L48 125V126H50V127L48 128L47 125H46V124H47V121L49 120V118H50L51 122H53L52 119H54L53 117H54V115H55L54 110H51V109H50L51 107L49 108V106H46V105L43 106ZM96 108H97V106H96ZM141 108H142V109H141ZM141 108H140V110H139L137 113H136L135 110H134L135 113L132 112V114L134 113V115H133L132 117H133L136 121H139V119H140V121H142V119H143L144 117H145V119H146V116H147V114H148V111H147L146 108L143 109L144 107H142V105H141ZM48 109H50L49 115L47 114ZM81 109H82V108H81ZM98 109H97V110H98ZM102 109H103V108H102ZM104 109H105V108H104ZM115 109H114V112H116ZM126 109H127V107H126ZM205 109H206V106H205L204 110H205ZM35 110H37V108H36ZM45 110H46V111H45ZM55 110H56V109H55ZM97 110H96V111H97ZM108 110L112 111V114L114 113L113 110H111V108L107 109V111H108ZM149 110H150V109H149ZM151 110H152V109H151ZM211 110L213 111V109H211V108L209 109V108H208V112H209V114H210L211 117L208 115V112H207V114H205L204 116H203V113L201 112L202 114L199 115L198 117H197V116H196V118H192V117H191V118H192L191 120H193V122L190 123V121H187V124L184 123V126H182V124H180V127H177V126L179 125V123H177L178 125H177L176 127L174 126V125H176V123H173V125H171L172 127L170 126L171 128H169V130H170V131H173V129H174V130L176 129V130L173 132V134H174L175 138H177L178 135H179V137H178L179 140H181L180 138H182V137H180V136H184V134H186V133H184V132H186V131L181 130V129H182L183 127H185V128L187 129V126L190 128V133H191V134H186V135H185L186 137H188V135H190V136L192 137V134H193V133L196 134V135H200L199 133H202L201 130H203L204 132H205V131H208V129H210L211 126H214V125H212V123H213V124H214V123L217 124V122H214L213 119H212L213 115L215 116V114L211 113V112H210ZM52 111H53V112H52ZM59 111H60V108H59ZM76 111H77V110H76ZM101 111H102V110H101ZM152 111H153V110H152ZM60 112H62V111H60ZM63 112H62V113H63ZM74 112H75V110H74ZM74 112H73V113H74ZM83 112H84V113H87V112H88V113L90 114L89 110H88L87 112H85V111H83ZM103 112H104V110H103ZM103 112H102V113H103ZM105 112H106V111H105ZM108 112H109V111H108ZM108 112H107V113H108ZM130 112H131V111H130ZM198 112H199V111H198ZM198 112H197V113H198ZM251 112H252V110H251ZM39 113H40V114H39ZM52 113H53V115H52ZM56 113H57V112H56ZM62 113H61V116H62ZM99 113H100V112L97 111V114H99ZM214 113H215V112H214ZM220 113L223 114V112H220ZM227 113H228V115L230 114L229 112H227ZM81 114H82V113H81ZM110 114H111V113H110ZM149 114H150V113H149ZM211 114H213V115H211ZM233 114H236V113H233ZM40 115H41V116H40ZM47 115L49 116L48 119H47ZM51 115H52V116H51ZM56 115H57V114H56ZM56 115H55V116H56ZM82 115H83V114H82ZM84 115H85V114H84ZM100 115H101V114H100ZM192 115H193V114H192ZM195 115H196V114H195ZM195 115H194L193 117H195ZM237 115L239 116V114H237ZM250 115H249V117H250ZM50 116L52 117V119H51ZM58 116L60 117V114H59ZM64 116H65V115H63V116L60 117V118L64 120ZM86 116H87V115H86ZM95 116H97V115L95 114ZM105 116H106V115H105ZM148 116H149V115H148ZM148 116H147V117H148ZM238 116H236V117H238ZM56 117H57V116H56ZM84 117H85V116H84ZM92 117H94V116H92ZM100 117H101V116H100ZM103 117H104V115H103ZM168 117H169V116H168ZM226 117H227V119H228L227 114H226ZM232 117H233V116H232ZM232 117H231L230 120L233 119ZM240 117H241V116H240ZM245 117H246V118H249V117H247V116H245ZM245 117H244V118H245ZM77 118H81V116H80V117L78 116ZM82 118H83V117H82ZM86 118H87V117H86ZM101 118H102V117H101ZM138 118H139V119H138ZM165 118H166V117H165ZM165 118H162V119H165ZM169 118H171V115H170ZM242 118H243V117H242ZM253 118H254V120H253ZM97 119H99V118H97ZM109 119H110V118H109ZM194 119H195V120H194ZM235 119H236V118H235ZM235 119H233V122L235 121ZM23 120H24V119H23ZM25 120H26V119H25ZM66 120H67V121H66ZM75 120H76V123H75ZM84 120H85V119H84ZM88 120H89V119H88ZM91 120H93V119H91ZM94 120H95V121L92 122V123L97 122L95 118H94ZM102 120H103V118H102ZM104 120H105V119H104ZM104 120H103V121H104ZM135 120H133V123H134ZM159 120H160L159 122H162L161 119H159ZM168 120H169V119H168ZM225 120H226V119L224 118V121H225ZM228 120H229V119H228ZM228 120H226V121H228ZM239 120H240V119H239V117H238V120H236V121L238 122ZM248 120H249V119H248ZM56 121H55V122H56ZM77 121H78V122H77ZM99 121H100V119H99ZM147 121H148V120H147ZM163 121H164V120H163ZM165 121H167V120H165ZM19 122H18V123H19ZM65 122H66V123H65ZM104 122H105V121H104ZM106 122H107V121H106ZM106 122H105V123H106ZM150 122H151V121H150ZM170 122H173V120H172V119H171V121L169 120V124H170ZM174 122H176V120H175ZM233 122H231V123H233ZM248 122H250V121H248ZM14 123H15V121H14ZM48 123H49V122H48ZM85 123H87V121H86ZM166 123H168V122H166ZM222 123H223V122H222ZM251 123H252V122H251ZM30 124H35V125H32V127H34V128H33V129L30 128V130H29V127H28V126H30ZM50 124H51V123H50ZM64 124H66V125H64ZM99 124H100V123H99ZM111 124H112V123H111ZM161 124H162V123H161ZM234 124L236 125L237 123L234 122ZM240 124H241V123H240ZM246 124H247V123H246ZM53 125H54V124H53ZM73 125H74V126H73ZM80 125H81V124H80ZM80 125H79V128H81ZM89 125H91V124H89ZM94 125H96V124H94ZM94 125H93V126H94ZM164 125H165V124H164ZM185 125H186V126H185ZM242 125H245V124L242 123ZM242 125H241V126H242ZM248 125H249V124L246 125V128H247ZM16 126H17V125H16ZM81 126L83 127V125H81ZM91 126H92V125H91ZM100 126H101V125H100ZM103 126H104V125H103ZM103 126H102V127H103ZM105 126H106V125H105ZM132 126H133V124H132ZM173 126H174V127H173ZM217 126H219V125H217ZM13 127L15 128V126H13ZM17 127H18V126H17ZM30 127H31V126H30ZM52 127H53V128H52ZM58 127H59V126H58ZM135 127H136V126H135ZM135 127H134V128H135ZM202 127H204V129H203ZM214 127H216V125H215ZM239 127H240V126H239ZM239 127H238V128H239ZM243 127H244V126H243ZM14 128H13L12 130H14ZM18 128H19V127H18ZM18 128H17V129H18ZM20 128H21V127H20ZM40 128H39V129H40ZM50 128H51V129H55L56 132H55V130H54V132H53V130H50ZM86 128H87V127H86ZM89 128H90V127H89ZM91 128H92V127H91ZM96 128H98V127H96ZM96 128H95V129H96ZM100 128H101V127H100ZM103 128H104V127H103ZM130 128H131V127H130ZM134 128H132V129H134ZM167 128H168V127H167ZM206 128H207V129H206ZM212 128H213V127H212ZM212 128H211V131H212ZM238 128H237V129H238ZM246 128H245V129H246ZM3 129H4V128H3ZM21 129H23V128H21ZM21 129H18L19 131H17L16 129H15V130H16V132L21 133V131H20ZM41 129H40V130H41ZM73 129H74V130H73ZM82 129H83V128H82ZM92 129H93V128H92ZM138 129H139V128H138ZM213 129H214V128H213ZM243 129H244V128H243ZM251 129H252V130H251ZM259 129H258V130H259ZM12 130H10V131H12ZM15 130H14V131H15ZM37 130H38V129H37ZM72 130H73V131H72ZM85 130H86V129H85ZM178 130H179V131H178ZM8 131H9V130H8ZM10 131H9V132H10ZM27 131H28V132H27ZM30 131H31L32 133H31ZM34 131H35V130H34ZM92 131H93V130H92ZM102 131H104V130H102ZM137 131H138V130H137ZM181 131H182V132H181ZM183 131H184V132H183ZM216 131H217V130H216ZM241 131H242V132H241ZM247 131H245V132L247 133ZM3 132H4V130H3ZM37 132H38V131H37ZM37 132H36V133H37ZM52 132H53V133H52ZM94 132H95V131H94ZM96 132H97V131H96ZM111 132H112V131H111ZM187 132H188V130H187ZM213 132H214V134H215V131H213ZM213 132H212V133H213ZM239 132L242 134V133L244 132V130H240ZM239 132H237V133L239 134ZM5 133H6V132H4V134H5ZM14 133H15V132H13V134H12V132H11L10 134L14 135ZM36 133H35V134H36ZM76 133H79V134H80L79 130H77ZM76 133H75V134H76ZM106 133H107V131H106ZM106 133H104V135H105ZM180 133H182L183 135H182V134L180 135ZM237 133H236V135H237V137H239V135H238ZM246 133H245L244 135H247ZM8 134H9V133H8ZM8 134L5 135V136H8L9 139L13 138L12 136H10V135H8ZM75 134H74V135H75ZM97 134H99V132H98ZM107 134H108V133H107ZM114 134H115V133H114ZM169 134H170V132H169ZM202 134H203V133H202ZM202 134H201V135H202ZM204 134H205V133H204ZM20 135H23V134H20ZM70 135H71V134H70ZM80 135H81V134H80ZM82 135H83V134H82ZM102 135H103V134H102ZM104 135H103V138H104ZM108 135H109V134H108ZM117 135H118V134H117ZM117 135H116V136H117ZM137 135H138V134H137ZM196 135H195V136H196ZM201 135H200V136H201ZM208 135H209V134H208ZM229 135H230V134H228L227 137H229ZM23 136L26 137L25 135H23ZM31 136H33V134H32ZM31 136H29L30 139H32ZM41 136H42V137H41ZM72 136H73V134H72ZM78 136H79V135H78ZM176 136H177V137H176ZM193 136H194V135H193ZM195 136H194V137H195ZM205 136H207V135H205ZM240 136H241V135H240ZM242 136H243V135H242ZM249 136H251V134H249V135L247 136L248 138L245 137V138H243V139H246V138L249 139ZM14 137H15V135H14ZM17 137H18V136H17ZM33 137L35 138V136H33ZM36 137H37V134H36ZM46 137H47L48 139H47ZM56 137H57L58 139H55ZM76 137H77V134H76ZM79 137H81V136H79ZM140 137L143 138V136H140ZM169 137H172V136H169ZM208 137H209V136H208ZM223 137H225V136H223ZM230 137H232V135H231ZM252 137H254V136H252ZM19 138H20V137H19ZM51 138H52V139H51ZM85 138H86V135H85ZM85 138L83 137L82 140H83V139L85 140ZM103 138H102V139H103ZM108 138H109V136H108ZM145 138H146V137H145ZM172 138H173V137H172ZM183 138H184V137H183ZM189 138H190V137H189ZM201 138H202V137H198V136H197L196 139H198V140L201 141ZM220 138H222V137L220 136ZM220 138H219V139H220ZM225 138H226V137H225ZM6 139H7V137H5V140H6ZM17 139H18V138H17ZM24 139H20L19 141H23ZM37 139H35V140H37ZM43 139H42V140H43ZM53 139H54V140H53ZM86 139L88 140V137H87ZM89 139H90V138H89ZM110 139H112V137H111ZM114 139H115V138H114ZM135 139H137V137H136ZM135 139H133L132 142L137 141V140H135ZM140 139H141V138H140ZM178 139H177V142H178ZM222 139H224V138H222ZM227 139H229V138H226L225 140H227ZM235 139H236V136H235L234 140H235ZM238 139L240 140V138H238ZM241 139H242V138H241ZM250 139L253 141V138L250 137ZM254 139H256V138H254ZM258 139H259V138H258ZM258 139H257V140H258ZM7 140H8V139H7ZM15 140H16V138H15ZM51 140H52V141H51ZM56 140H58L59 142L56 143V142H55ZM87 140H86V142H87ZM103 140H104V139H103ZM115 140H116V139H115ZM115 140H114V141H115ZM143 140H144V138H143ZM191 140L194 142L193 139H191ZM202 140H203V142H205V143H206V141H207V139H206V141H204V139H202ZM225 140H224V142H223V148H224L225 150H224V149L222 148V146H221V148H222L223 150L221 149L222 151L219 150V152L217 153V154L222 153V154H220V156H219L220 158H221V157L224 158V157L222 156L223 153L226 154L225 151L228 152V151L230 150L231 147H234V146H232L233 144H232V145L227 144V142L229 143L230 141L227 140V142H226ZM234 140L231 141V143H232V142L234 143ZM251 140L248 141V142H251ZM8 141H10V140H8ZM12 141H13V140L11 139L10 143H11ZM16 141H17V140H16ZM90 141H91V140H90ZM90 141H88V142L91 143ZM108 141H109V140H108ZM139 141H141V140H139ZM195 141H197V140H195ZM209 141H211V140H209ZM220 141H221V140H220ZM220 141H219V142H220ZM240 141H241V140H240ZM245 141H247V140H245ZM6 142H7V141H6ZM32 142H33V141H32ZM63 142H61V144H64ZM73 142H74V143H73ZM103 142H104V141H103ZM105 142H106V141H105ZM175 142H176V141H175ZM238 142H239V141H238ZM238 142H235V143H238ZM241 142H243V143L245 144V142H244L243 140H242ZM248 142H246V143H248ZM254 142H256V140H255ZM7 143H9V142H7ZM18 143H19V142H18ZM34 143H35V142H34ZM45 143H44V144H45ZM52 143H56V144H53V146H54V147H53V151H55V152L52 151V147H51V146H52ZM66 143H65V144H66ZM81 143H84V142H81ZM89 143H88V145H89ZM134 143H136V142H134ZM197 143H198V142H197ZM200 143H201V142H200ZM243 143H242V144H241V143H240V144L238 143V145H240L239 148L243 145ZM21 144H23V142H21ZM44 144H43V146L48 145V144H45V145H44ZM86 144H87V143H86ZM100 144H101V143H100ZM105 144H106V143H105ZM113 144H114V143H113ZM132 144H133V143H132ZM138 144H139V143H138ZM138 144H137V146H138ZM207 144H208V141H207ZM249 144H250V143H249ZM18 145L21 146L20 143H19ZM23 145H24V144H23ZM25 145H26V144H25ZM83 145H85V144H83ZM91 145H92V143H91L89 146H91ZM110 145H111V144H110ZM110 145H109V146H110ZM116 145H117V144H115L114 147H116ZM130 145H131V144H130ZM130 145H129V146H130ZM150 145H151V144H150ZM152 145H153V144H152ZM152 145H151V146H152ZM155 145H156V144H155ZM155 145H154V146H155ZM157 145H159V144H157ZM157 145H156V146H157ZM195 145H197V144H195ZM208 145H209V144H208ZM219 145H220V144H219ZM219 145H218V146H219ZM228 145L230 146V148L226 149V148L228 147ZM238 145H237V146H238ZM246 145L248 146V144H246ZM246 145H245V147H247ZM253 145H254V144H253ZM255 145H256V143H255ZM257 145H259V142H258ZM257 145H256V146H257ZM64 146H63V147H64ZM69 146H70V148H69ZM100 146H101V145H99L98 147H100ZM103 146H104V145H103ZM131 146H133V145H131ZM135 146H136V145H135ZM203 146H205V145H203ZM21 147H22V146H21ZM26 147H27V149H30L29 146H25V148H26ZM58 147H59V148H58ZM96 147H97V146H96ZM105 147H106V146H105ZM105 147H104V148H105ZM140 147H141V146H140ZM191 147H192V146H191ZM193 147H194V146H193ZM205 147H206V146H205ZM205 147H204V148H205ZM243 147H244V145H243ZM261 147H262V146H261ZM22 148H23V147H22ZM22 148H21V149H22ZM45 148H46V147H45ZM49 148L51 149V152H50ZM56 148H58V150H57ZM61 148H62V147H61ZM86 148H87V146H86ZM89 148L91 149L92 147H88V149H89ZM111 148H112V147H111ZM150 148H151V147H150ZM153 148H155V147H153ZM204 148H201L200 151H202ZM218 148L220 149V147H217V149H218ZM237 148H238V147H237ZM237 148H236V149H237ZM248 148H249V147H248ZM90 149H89V150H90ZM94 149L96 150V148H94ZM105 149H106V148H105ZM124 149H126V148H124ZM191 149H192V148H191ZM206 149H207V147L205 148V150H206ZM232 149H233V148H232ZM250 149H251V148H250ZM19 150H20V148H19ZM19 150H18V151H19ZM22 150H24V148H23ZM25 150H26V149H25ZM31 150H33V149H31ZM35 150H36V149H35ZM92 150H93V149H92ZM101 150H102V149H101ZM101 150H100V151H101ZM137 150L139 151L140 149L138 148ZM194 150H195V149H194ZM28 151H29V150H27V151H25V152L28 153ZM45 151H46V150H45ZM57 151H58V153H57ZM71 151H72V150H71ZM98 151H99V150H98ZM131 151H132V150H129V151H127V152L130 153ZM150 151L153 152V150H150ZM154 151L157 152L158 150H157V151L154 150ZM167 151H168V150H167ZM210 151H211V150H210ZM210 151H209V152H210ZM223 151H224V152H223ZM19 152L25 153L24 151H19ZM60 152H62V153L60 154ZM73 152H74V151H73ZM91 152H92V151H91ZM91 152H90V153H91ZM102 152H103V151H102ZM102 152H101V153H102ZM127 152H126V153H127ZM144 152H145V151H144ZM191 152H192V151H191ZM194 152H195V151H194ZM211 152H212V151H211ZM259 152H261V151H259ZM26 153H25V154H26ZM32 153H33V151H32ZM36 153H37L36 155H38V151H37ZM42 153H45V152H42ZM122 153L124 154L125 152L123 151ZM122 153H121V154H122ZM126 153H125V154H126ZM128 153H127V154H128ZM138 153H139V152H138ZM140 153H141V152H140ZM165 153H166V151H165ZM192 153H193V152H192ZM192 153H191V154H192ZM196 153H197V152H196ZM200 153H201V152H200ZM261 153H262V155H263V156H262V158H263V157H264V150H262ZM29 154H30V153H29ZM34 154H35V153H34ZM45 154H46V153H45ZM52 154H53V155H52ZM59 154H60V155H59ZM92 154H93V153H91V155H92ZM117 154H118V153H117ZM123 154H122V155H123ZM135 154H136V153H135ZM158 154H159V153H158ZM169 154H170V151H169ZM193 154H194V153H193ZM193 154H192L191 156H194V157H191V156H190V157H191V158H190V161H191V162H190L189 160H188V161H184L185 163L190 162V163L192 164V165H191V164L189 165L190 168H191V166H192V168H191V169H192V170H191V173L189 172L190 175L192 174V176H191L192 180H191V179L189 180L188 178H185V176H184L183 179H184V180H185V179H188V180H187V181H183V179H182V183H183V184H182V183L180 182V180H179V181H176V180H178V179H175V181H174V179H173L172 181H174V182H176V183H179V182H180L179 186H178V185H177V186L174 185V187L180 189V191H183V192H184V190H185L184 194H183V195H180V196H184V195H186L187 192H189L188 195L190 196V198L188 197V199H190V200L193 199V198H194V199H196V198H197V199H198V198L200 199V195H199V197H198V195H197V196L195 195L198 191H196V193H195V191H194L193 194H190L189 189H190L191 184H189V183H190V181H191V183H192V185H193V182H194V183H196V184L198 185V186H196V187H198V188L203 187V188H204V191H207V190H208L209 193H206V194L204 193V194H202V196L204 197V195L207 196V194H208V197H206V198H208V200H209V198H210L209 194L212 193L211 191H209V189L212 188V187H213V188L216 187V189H217V186H216V185L219 184V183H217V182H219V181L222 182V179H223V178L220 179V180L218 179L219 181H217V178H220V177H221V176H220V172H222V173L225 172V170H224V169H225V168H224V167H225V166H224V165H225V164H224V163H225V159H224V160H222V158H221V159H220V158L217 159V158H216L217 155H215L216 153H215V154H214V153H210V154H208V155H202V154H203V152H202V153H201L202 156H201V155L198 156V154H199V151H198V153L196 154V156L193 155ZM204 154H205V153H204ZM39 155L41 156V153H39ZM42 155H43V154H42ZM86 155H89V154L87 153ZM91 155H90V158L92 157ZM96 155H97V154H96ZM96 155H95V157L93 156L94 159L97 158ZM101 155H102V154H101ZM226 155H228V153H227ZM226 155H225V158H226ZM260 155H261V154H260ZM40 156H39V157L37 156V157H38V159L41 158L42 162H43V159H44L43 157H47V155H43V156H41V157H40ZM105 156H106V155H105ZM119 156H120V155H119ZM119 156H117V157H119ZM130 156H131V155H127V156L125 155V157H127V158L129 157V158H128L129 160H128L127 158L124 157L126 160L123 159V161L125 160V161L127 162V160H128V164H129V162L131 161L133 155H132V157H130ZM138 156H139V155H138ZM167 156H169V155H167ZM167 156H166V157H167ZM258 156H259V154H258ZM50 157H51V159H50ZM88 157H89V156H87V158H88ZM101 157H102V156H101ZM107 157L111 158V160H110L109 158H107ZM107 157H106L107 160L109 159L110 161H112V156H107ZM113 157H114V156H113ZM120 157L123 158V156H120ZM120 157H119V158H120ZM143 157H146V154H144ZM227 157H228V156H227ZM259 157H260V156H259ZM259 157H258V158H259ZM63 158H64V159H63ZM65 158H66L67 160H66ZM72 158H73V159H72ZM77 158H78V160H79V158H81V159L78 161ZM85 158H86V157H85ZM99 158H100V157H99ZM99 158H98V159H99ZM102 158H103V157H102ZM104 158H105V157H104ZM115 158H116V157H115ZM115 158H113V159H115ZM122 158H121V159H122ZM45 159H46V158H45ZM91 159L93 160V158H91ZM100 159H101V158H100ZM117 159H118V158H117ZM117 159H115V160H117ZM168 159H169V157H168ZM181 159H182V158H181ZM188 159H189V158H188ZM219 159L222 160V162H223L222 164L219 162V161H220ZM228 159H229V161H230L231 158L228 157ZM41 160H40V161H41ZM83 160H84V159H83ZM87 160H88V159H87ZM102 160H103V159H102ZM107 160H105V161H106V162H109V161H107ZM133 160H134V158H133ZM137 160H138V159H137ZM260 160H262V159H260ZM263 160H264V158H263ZM263 160H262V161H263ZM123 161H122V162H123ZM134 161H136V160H134ZM168 161H169V160H168ZM179 161H180V160H179ZM45 162H46V161H45ZM90 162H91V161H90ZM92 162H93V161H92ZM112 162H113V161H112ZM126 162H124V163H126ZM131 162H132V161H131ZM137 162H139V161H137ZM169 162H170V161H169ZM180 162H181V161H180ZM184 162H182L181 164H183ZM233 162H234V161H232V163H233ZM51 163H50V164H51ZM76 163H77V164H76ZM103 163H104V162H103ZM113 163H114V162H113ZM113 163H112V164H113ZM117 163H118V162H117ZM120 163H121V161H120ZM124 163H123V164H124ZM132 163H133V162H132ZM185 163H184V165H185ZM208 163H209V164H208ZM219 163H220V165H222V169H223V171H221L222 169L219 168V167H221V166H219ZM228 163H229V162H228ZM228 163H227V160H226V164H228ZM239 163H240V162H239ZM261 163H262V162H261ZM263 163H264V162H263ZM57 164H58V165H57ZM82 164H83V163H82ZM82 164H81V165L78 164V165H79V166H82ZM104 164H105V163H104ZM107 164H108V163H107ZM107 164H105V165H107ZM114 164H116V163H114ZM133 164H134V163H133ZM170 164H171V162H170ZM172 164H173V162H172ZM175 164H176V163H175ZM177 164H180V163L177 162ZM181 164H180V165H181ZM203 164H204L205 166H204ZM42 165H43V164L41 163V166H42ZM108 165H109V164H108ZM118 165H120V164H118ZM180 165H178V166H180ZM229 165H230V164H229ZM235 165H236V164H235ZM243 165H244V164L239 165L240 167L237 166V167L235 168V170H234V172L236 173L235 175H237V176H235V177H238V176H239V177L241 178V181L237 180V181H239L241 184H240V183H239V184L237 183L239 186H238V187L236 186V187L239 188V189H238V192H239V193L237 192V189H236V192L238 193V195H237V193H236V196H235V197H237V198L235 199V197H234L235 201L232 199V197L230 198L231 200H233V202H235L234 204H233V202L231 203V204H233V205H235V204H237V203L242 204V203H241L242 200H243V202H245V201H247V199H249V197H247V195H249V193L247 194V192H248L247 190H249L250 186L255 182V178L257 177V175H258L257 178H259L260 181H264V177H263L264 173H263V172H262L263 175H262V174H261V175H260V174H256L257 172L255 173V172L253 171L254 169H252V170H251V169H246V167H245V166L243 167ZM109 166H110V165H109ZM112 166H113V165H112ZM114 166H115V165H114ZM120 166H121V165H120ZM122 166H124V165H122ZM122 166H121V167H122ZM171 166H172V165H171ZM185 166H186V165H185ZM189 166L186 167L187 170H190ZM223 166H224V167H223ZM226 166H227V165H226ZM42 167H43V166H42ZM44 167H45V166H44ZM51 167H52V166H51ZM58 167H55V170H56V168H58ZM70 167H68V168H69L68 170H71ZM121 167H120V168H121ZM126 167H127V165H126ZM168 167H169V166H168ZM173 167L176 168V169H175L176 171H178V170L180 171V169H178L177 166H173ZM202 167H203V170H201ZM229 167H231V166H229ZM233 167H235V166H233ZM233 167H232L231 169H233ZM59 168H58V170H59ZM62 168H63V167H62ZM127 168H128V167H127ZM180 168H181L182 174L184 175V171H185L184 168H185V167H183L184 170H182V166H181ZM188 168H189V169H188ZM218 168H219V169H218ZM226 168H228V167H226ZM63 169H64V168H63ZM63 169H61V170H63ZM125 169H126V168H125ZM128 170H129V169H128ZM167 170H168V169H167ZM167 170H166V171H167ZM175 170H173V168L171 169V171H173V173L175 172ZM227 170H228V169H227ZM40 171H41V170H40ZM64 171H65V169H64ZM71 171H72V170H71ZM123 171H124V170H123ZM126 171H127V170H126ZM166 171H165L164 176L167 175ZM179 171H178V172H179ZM65 172H66V171H65ZM72 172H73V171H72ZM130 172H131V171H130ZM139 172H140V171H139ZM139 172L137 173V171H136L135 173H136V174H139L140 177H144L143 174H142V176H141V172H140V173H139ZM178 172H176L175 175H176ZM187 172H188V171H187ZM226 172H227V171H226ZM226 172H225V173H226ZM229 172H230V171H229ZM58 173H59V172H58ZM62 173H63V172H62ZM66 173H67V172H66ZM80 173H81V172H80ZM97 173H98V172H97ZM127 173H128V172H127ZM173 173H172V174L168 173V177H172V176H170V175H173ZM179 173H180V172H179ZM189 173H188V174H189ZM222 173H221V175H222ZM230 173H231V172H230ZM77 174H79V173H77ZM98 174H99V173H98ZM130 174H131V173H130ZM136 174H135V176H134V178H133V179H135V180H134V181L131 180V182H133V183H132V186H133V187H137V186H138L137 188H135L134 191H132V193L135 192V193H133V194H135V196H138V195H140V188H139V187L141 186L140 184H141V183H144L145 181L143 180L144 178H143V179H142V178H137V179H136V177H138V175H136ZM182 174H181V176H183ZM185 174H186V171H185ZM255 174H256V176H255ZM43 175H44V174H43ZM43 175H41V176H43ZM48 175H49V174H48ZM48 175L45 176V177H47V179L42 180L41 182H37V181L34 182L35 180H32L31 178H30V179H31L30 182H28L30 179H29L28 181H26V178H25V181H26V182L23 181L24 178H23V180L21 179L22 181L18 179V180H17L18 183H16V185L13 184V187H12V185H11V188L9 187V192L12 194V195L10 194L11 197L14 196L13 198H11V197H10V198H11L12 201H14V203L12 204V207H11V206H8V205H7V206L10 207V209L12 208V209H14V210L21 211L22 214L25 215V216L23 215V216H21V217H23V218L26 217L25 219H26V221H27L28 223H29L30 221L33 223V224H30V223H31V222H30L29 225H28L26 222H24L25 225H23V230L21 229V231L23 232V234H21V233L18 234L19 237H22L23 239L26 237V238L28 239L29 242L26 241L25 244H28V243L30 244V248H29V250H31V251H33V248H34L35 245L38 243V242H37V236L40 235L39 233L42 234V232H43L42 235L44 236L45 231H47L48 233L50 232V231H48V228H49V227L47 226V227H48V228H47V227L45 226L46 223H48V221H50V220H48V218H46V216L44 215V213H42V212H43V209L46 210L45 212L48 211L47 209L49 208L48 206L50 205V204H48V203H51V201L49 202V200H47V199L50 198V200H51L52 195L55 194V192H53L52 190H55V189H56V193H58V194H59V192H61V191L59 190L58 187H57L58 189L56 188V185L58 186V184L56 183V185H55V182H54L56 179L53 180L52 177H51V179H50V178H48V177H49ZM95 175H96V173H95ZM127 175H128V176H131V175H129V174H127ZM179 175H180V174H178V176H179ZM233 175H234V174H233ZM259 175H260V176H259ZM109 176H110V175H109ZM173 176H174V175H173ZM188 176H189V175H186V177H188ZM219 176H220V177H219ZM74 177H75V176H74ZM179 177H180V176H179ZM222 177H223V176H222ZM32 178H34V177H32ZM54 178H55V177H54ZM59 178H60V177H59ZM82 178H83V177H82ZM189 178H190V176H189ZM41 179H43V178H41ZM170 180H171V179H170ZM170 180H169V182L171 183L172 181H170ZM20 181H21V182H20ZM39 181H40V180H39ZM57 181H58V179H57ZM57 181H56V182H57ZM97 181H99V184H100V186L103 188V191H104V192L101 191L102 193H104V195H103V194H101V195H102V196H105L106 194H108V193H105V192H108V191L110 190V189H108V191H107L106 188H107V187L109 186V184L111 183V179H110L109 177H102V175H101V178L98 179ZM159 181H160V183L163 182V184L166 182L165 180H162V179L159 180ZM164 181H165V182H164ZM192 181H193V182H192ZM33 182H34V183H33ZM59 182H60V180H59ZM59 182H58V183H59ZM61 182H62V180H61ZM128 182H129V181H128ZM184 182H185L186 184H185ZM221 182H220V184H221ZM160 183H159V185H161ZM166 183H167V182H166ZM166 183H165V184H166ZM172 183H173V182H172ZM176 183H175V184H176ZM163 184H162V185H163ZM165 184H164V185H165ZM168 184H169V183H168ZM168 184H167V185H168ZM173 184H174V183H173ZM181 184H182V185H181ZM184 184H185V185H184ZM196 184H194V185H196ZM263 184H264V183H263ZM59 185H61V184H59ZM97 185H98V184H97ZM127 185H129V184H127ZM139 185H140V186H139ZM162 185H161V186H162ZM167 185H166V186H167ZM169 185H170V184H169ZM194 185H193V186H194ZM203 185H204V186H203ZM214 185H215V186H214ZM100 186H99V192H100V189H101ZM132 186H131V188H133ZM182 186L185 187V188H183V190H181ZM193 186H191V187L193 188ZM141 187H142V186H141ZM179 187H181V188H179ZM187 187H188V188H187ZM262 187H263V185H262ZM52 188H53V189H52ZM108 188H110V186H109ZM128 188H129V187H128ZM160 188H161V187H160ZM164 188H167V187L163 186V187H162V190H164ZM192 188H191V189H192ZM233 188H234V187H233ZM233 188H232V189H233ZM240 188H241V191H240ZM133 189H134V188H133ZM133 189H131V190H133ZM136 189H138V190H136ZM178 189H177L176 192H178ZM186 189H187V191H186ZM232 189H231V190H232ZM234 189H235V188H234ZM250 189H251V188H250ZM260 189H261V190L257 191L256 194H259V195H260V191H261V193L264 192V188H260ZM10 190H11V191H10ZM46 190H47L48 192H51L50 194H52V195H50V194L48 195V193L46 192ZM57 190H58L59 192H58ZM101 190H102V189H101ZM162 190H161V192H162ZM228 190H229V189H228ZM44 191L46 192V195H48V196H46V195H45V197L42 196L43 193L45 194ZM66 191H67V190H66ZM94 191H95V190H94ZM137 191L139 192L138 194H136ZM165 191H166V190H165ZM201 191H203V190L201 189ZM212 191H213V190H212ZM226 191H227V190H226ZM233 191H234V190H233ZM249 191H251V190H249ZM52 192H53V193H52ZM101 192H100V193H101ZM215 192H216V191H215ZM67 193H69V191L66 192V193H64V194L66 195ZM76 193H77V192H76ZM94 193H95V192H94ZM94 193H92V194H94ZM100 193H99V194H100ZM164 193H165V192H164ZM166 193H167V191H166ZM166 193H165V194H166ZM178 193H180V192H178ZM178 193H177V194H178ZM194 193H195V194H194ZM216 193L218 194V192H216ZM216 193H215V195L211 194V196H213V197H212L209 201H212V200H213V198L216 196ZM220 193H221V192H220ZM220 193H219V196H220ZM8 194H9V193H8ZM64 194H63V195H64ZM153 194H154V193H153ZM153 194H152V196H154ZM175 194H176V193H175ZM263 194H264V193H263ZM70 195H71V193H69V196H70ZM96 195H97V193H96ZM149 195H150V194H149ZM157 195H158V196H157ZM157 195L155 194L156 199H154V198H155V196H154V198L152 197V199H150L151 201L148 200L149 197L146 198V200L149 201V202H147V204H145V206H143V209H144V208H145V209L147 208V209H146V210H147V213L149 212L150 215H151V212H154V211H155V213H152L153 215H151V217H149V219H150V221H151V224L148 225L147 229H149V228L152 227L153 225H154V228H155L156 226H158V225H159L158 222H159L160 220H161V222H162V219H160L159 217L163 218L164 220H165V218H166V217L164 216L166 213H164V212H166V211H165L166 209L168 210V207L165 205L167 208L164 209V207L162 206V203H160V202L157 203L158 201H161V200H162V199H161V200H157V199H159L160 193L157 194ZM162 195H163V192H162ZM188 195H187V196H188ZM191 195L196 196V197H193V196H191ZM49 196H50V197H49ZM66 196H68V195H66ZM72 196H76V194L74 193V195H72ZM81 196H82V195H81ZM102 196H99V197H102ZM131 196H133V195H131ZM147 196H148V195H147ZM147 196H146V197H147ZM165 196H166V195H165ZM168 196H169V195H168ZM168 196H167V197H168ZM219 196H218V197H219ZM222 196H223V195H222ZM232 196H234V195H232ZM263 196H264V195H263ZM42 197H43V199H44L43 201H42ZM93 197H94V195H93ZM96 197H97V196H96ZM96 197H95V198H96ZM133 197H134V196H133ZM133 197H132V198H133ZM138 197H139V196H138ZM157 197H158V198H157ZM162 197H163V196H162ZM167 197H166L165 199H167ZM191 197H193V198H191ZM225 197H227V196H225ZM225 197L223 196V199H225ZM260 197H261V196H260ZM52 198H53V197H52ZM95 198H94V199H95ZM136 198H137V197H136ZM150 198H151V196H150ZM174 198H175V197H174ZM178 198H179V197H177L176 200H177ZM245 198H247V199L245 200ZM14 199H15V200H14ZM45 199L47 200V202L45 201ZM92 199H93V198H92ZM143 199H144V198H143ZM180 199L182 200V198H180ZM180 199H179V200H180ZM204 199H205V198H204ZM221 199H222V198H221ZM250 199H251V198H250ZM258 199H260V198L258 197ZM152 200H154V202L157 200V202L154 204V202H153ZM208 200H205V201L208 202ZM40 201H42V202H40ZM52 201H54V199H52ZM55 201H56V199H55ZM182 201H184V200H182ZM192 201H193V200H192ZM194 201H195V200H194ZM213 201H216V199L213 200ZM217 201H218V200H217ZM38 202H39L40 204H39ZM45 202H46V203H45ZM142 202H143V201H142ZM142 202H141V203H142ZM152 202H153V203H152ZM162 202H163V201H162ZM225 202H226V200L223 201V203H225ZM249 202H250V201H249ZM249 202H248V203H249ZM23 203H24V205H23ZM35 203H37L38 206H39L40 208H42V211L40 210V211H41V212H40V215H39L40 218H36L37 220H40V222H39V221H38V222H37V221L33 222V217H37V214L39 213L38 211H36L37 214H35V216H34L33 214H32L33 217L30 215V214L32 213V212H31V211H32L31 209H33V206H35ZM57 203H58V202H57ZM149 203L152 204V205L154 204V205H153V206H150V205H148ZM180 203H182V202L180 201ZM186 203H187V202H186ZM191 203H192V202H191ZM198 203H199V200H198ZM209 203H210V202H209ZM212 203H213V205L217 204V202H216V203H215V202H211V204H212ZM220 203H221V205L223 204L222 201H221ZM226 203H227V202H226ZM253 203H254V202H253ZM10 204H11V202H10ZM25 204H26V205H25ZM27 204H28V206H27ZM46 204H47V205H46ZM54 204H56V203L53 202V206L55 207L56 205H54ZM90 204H91V202H90ZM192 204H193V203H192ZM211 204H209V206H211ZM239 204H237V205H239ZM249 204H250V203H249ZM13 205H14V207H13ZM92 205H93V204H92ZM92 205H91V207H92ZM147 205H148V206H147ZM157 205H158V206L161 205L160 208L158 207V209H160L161 211L163 210L164 212H161V211L158 210V209L155 210V208L157 207ZM184 205L188 206L187 204H184ZM200 205H202V204H200ZM213 205H212L211 207H212L213 210H215L216 208H215V206H213ZM218 205H220V204H217L216 206H218ZM221 205H220V207H221ZM226 205H227V204L222 205V206H224V209H223V208H220V207L218 206V207H219V208L217 207L218 210L220 209V211H221V209H222L223 211H221L220 214L218 213L217 215H216L217 212H216V211H213L214 213H211V214H213V215H212L213 218H211V216H209L208 214L206 215V213L208 212L207 210H205V217L203 216L204 214H203V215H200V213H199L198 210H197V212H198V214H199V215L197 214V217L199 218V220H198V221L195 220V221H196V225H194V223H192V225H190L191 227L189 226V228H187V227H188V225H187L186 227L184 226V229L182 230V233H183V231H185V233L189 235V236H188V235H184V236H185L184 239L186 238V236L189 237V238H188V242H187V243L185 242V243H186V247H185V244H184V247H185V248H187V244H189V247H188L189 249H190V247H191V249H192L193 245H195L194 248H196V249H197L196 251L198 252V249H199V248H197V247L202 248V247H201L202 245H201V246L199 245V244H202V243H201L202 240H204V239L206 240V239H209V238H210L208 241H210V240L213 241L212 243H214V246H212V249L214 248L215 251L213 250L214 252H212V251H211V252L213 253L212 255H213L214 257H210V258L207 259V258H204V255H203L202 259L204 260V263H202V264H212L213 262H214V264H218V263H215V261L220 263V260H223V259L226 260L227 257L231 256V255L225 253V252L227 251L226 249L228 248V245H226L227 247L225 248V245H224L225 240L222 241L224 238H223V239L221 238L222 235H221V236H220L219 234L217 235V233H218L217 230L220 231V228H219V227L222 225V222H225V221L228 222L227 220H224V219H225V217H226V219H227V217L230 215V214H229V215L227 214V213H228L227 211H228V209H229L228 206H231V205H230V202H229L228 205H227L228 208L225 207ZM237 205H236V206H237ZM243 205H244V204H243ZM7 206H6V207H7ZM23 206H24V207H27V208L25 209ZM57 206H58V205H57ZM149 206H150V207H149ZM205 206H206V203L204 204V207H205ZM15 207H16L17 209H15ZM152 207H153V208H152ZM202 207H203V206H202ZM207 207H208V205H207ZM207 207H206V208H207ZM211 207H210V208H211ZM231 207H232V209H234L233 206H231ZM238 207H239V206H238ZM35 208H38V207L35 206ZM35 208H34V209H35ZM56 208H57V207H56ZM151 208H152V209H151ZM195 208H196V207H195ZM208 208H209V207H208ZM225 208L227 209L226 211H225ZM38 209H39V208H38ZM53 209L55 210V208H53ZM148 209H149V211H148ZM150 209H151V210H150ZM153 209H154V210H153ZM197 209L201 210V212H202V209H201L200 206L197 207ZM14 210H12L13 213H16L17 211L15 212ZM30 210H31V211H30ZM49 210H50L49 213H50V212L54 213V212L52 211L51 208H49ZM146 210H145V212H146ZM157 210H158V212H160V213L156 214ZM170 210H171V208H170ZM193 210H194V209H193ZM216 210H217V209H216ZM8 211H9V209H8ZM28 211H30V212H28ZM150 211H151V212H150ZM263 211H264V210H263ZM34 212H35V211L33 210V213H34ZM94 212H95V211H94ZM194 212H195V214L197 213L196 211H194ZM209 212H211V211L209 210ZM209 212H208V213H209ZM215 212H216V213H215ZM223 212H226L225 214H227V216L224 214L225 216L223 217ZM6 213H7V212H6ZM9 213H10V212H9ZM13 213H11L9 216H7L6 219H7L8 217H10ZM147 213H146V216L149 215V213H148V214H147ZM163 213H164V214H163ZM168 213H169V212H168ZM230 213H231V211H230ZM28 214H29V215H28ZM92 214H93V212H92ZM154 214H155V215H154ZM159 214H160V216H159ZM161 214H163V215H161ZM214 214H215L217 217H216ZM263 214H264V213H263ZM79 215H80V214H79ZM96 215H97V214H96ZM96 215H95V216H96ZM156 215H157V216H156ZM167 215H168V214H167ZM221 215H222V216H221ZM16 216H17V218L19 219V215H16ZM44 216H45V218H44ZM47 216L49 217V215H47ZM92 216H94V215H92ZM95 216H94V217H95ZM152 216H154V217H152ZM199 216H200V217H199ZM220 216H221V217H220ZM263 216H264V215H262V217H263ZM14 217H15V216H14ZM21 217H20V218H21ZM125 217H126V216H124V218H125ZM155 217H158V219L155 218ZM201 217H204V220L206 219V220H205V221L207 222L206 224H205L204 220L201 219ZM219 217H220V218H219ZM222 217H223V220L221 219ZM230 217H231V216H230ZM230 217H229V218H230ZM43 218H44V219H43ZM49 218H50V217H49ZM145 218H146V217H145ZM151 218H153V219H151ZM237 218L240 219L239 217H237ZM6 219H5V221H7ZM13 219L15 220L16 218H13ZM45 219H46V220H45ZM50 219H52V218H50ZM86 219H88V217H86ZM95 219H96V218H95ZM131 219H132V218H131ZM149 219H148V220H149ZM192 219H193V216H192ZM200 219L202 220V222H201ZM9 220H10V218H8V221H9ZM16 220H17V219H16ZM21 220H22V219H21ZM23 220H24V219H23ZM101 220H102V219H101ZM124 220H125V219L120 220V222H119L118 219L116 220V223H117V221L119 222V224L117 223L119 228H117L118 230H117L116 232H115L116 229L112 226L113 229H114V232H115V234H116V235H115V234H113V235L117 236L118 238L121 237V234L127 233V231H125L124 229L128 230L127 228H125V227H126L125 223H126V221L129 220V218L126 219V221H124ZM148 220H147V222H145L146 224H148V222L150 223V221H148ZM263 220H264V218H263ZM0 221H1V220H0ZM2 221H3V218H2ZM2 221H1L0 223H2V224L5 223L4 225H5L7 228H6L5 226H2V225L0 224V226H2V227H1L2 229L0 230V232H2V230H3V232H6L8 229H9V230H12V228H13V229H16V228H14V227L18 226V225H16V224H11V223L15 222V221L11 222V221H12V217H11V221H9V222H8V221H7V222H5V221L2 222ZM24 221H25V220H24ZM46 221H47V222H46ZM51 221H52V220H51ZM51 221L48 223V225H50ZM79 221H80V219H79ZM106 221H107V220H106ZM130 221H131V220H130ZM191 221H192V220H191ZM239 221H240V220H239ZM16 222H17V221H16ZM18 222H19V220H18ZM18 222H17V224H18ZM21 222H22V221H21ZM21 222H19V225L22 224ZM80 222H81V221H80ZM89 222L92 223V221H89V220H88V221H87V224H88ZM101 222H102V221H100V223H101ZM104 222H105V221L103 220V222H102V227H103V228H102V229H103L104 232H107V231H109V230H106V229H107V228H110V229H111L112 227H110V226H109V223L107 222L109 227L107 226V228L104 229V226H103ZM156 222H157L158 225L156 224V226H155V223H156ZM161 222H159V223L161 224ZM193 222H194V221H193ZM197 222H199V223H198V227H197ZM203 222H204V223H203ZM263 222H264V221H263ZM107 223H106V225H107ZM110 223H111V222H110ZM128 223H129V221H128ZM201 223H202L203 226H201ZM41 224H42V225H41ZM113 224H114V222H113ZM117 224H114V225H117ZM120 224H122V225L125 226L123 230H122L123 227L121 228V227H120ZM185 224H186V223H185ZM189 224H190V223H189ZM204 224H205V225H204ZM263 224H264V223H263ZM13 225H14V226H13ZM51 225H52V223H51ZM51 225H50V226H51ZM53 225H54V224H53ZM63 225H66V224H64V222H63V223L61 224V227H62V228H64ZM127 225H128V224H127ZM193 225H194V227L196 226V228H194ZM21 226H22V225H20V227H21ZM199 226H200V227H199ZM224 226H225V225H224ZM261 226H262V225H261ZM263 226H264V225H263ZM54 227H55V226H54ZM68 227H69V226H68ZM88 227L91 228V225L88 226ZM115 227H117V226H115ZM127 227H129V226H127ZM158 227H159V226H158ZM182 227H183V226H182ZM214 227H215V228H214ZM17 228H19V227H17ZM46 228H47V229H46ZM57 228H58V227H57ZM62 228H61V229H62ZM70 228H71V231H70ZM70 228H69V230L66 228V230H68V232H69V233H68V238H69V236H70V238H73L74 235L72 236L71 233H72V232H75V231H73L74 228H72V227H70ZM90 228H89V230H90ZM156 228H157V227H156ZM191 228H192V229H191ZM216 228H218V229L216 230V232H214L213 229H216ZM256 228H257V227L250 228V230L252 229L251 231H253V232H251V233H253L252 235H253V238H254V240L252 239V240H253V241H252L253 243L251 242L249 245L247 244L248 246H244V245H242L241 242L239 243V241L234 240L236 243H233V244H232L233 246H231V248L235 246V248H234L235 250H234L233 248H232L231 251L229 250V251H230V254H233V250H234V252H236L238 249H239V250L237 251L238 253H239L240 250H246L248 253L251 252V254H253V253H254V254H257V253H259L260 246H261V244L264 243V242L262 243V241H264V239L262 238V237H264V228H260V227L257 228V229H256ZM61 229H60V230H61ZM64 229H65V228H64ZM64 229H63V230H64ZM87 229H88V228H87ZM120 229H121V230H120ZM185 229H186V230L188 229V230L186 231ZM211 229H212L213 231H211ZM223 229H224V227H223ZM60 230H59V232H61ZM105 230H106V231H105ZM221 230H222V228H221ZM17 231H18V230L16 229V232H17ZM103 231L101 230V233H102ZM110 231H111V230H110ZM110 231H109V232H110ZM123 231H124V232H123ZM3 232H2V234H4ZM12 232H13V231H12ZM12 232H10V233H11L12 237L14 238V234H12ZM18 232H20V231H18ZM24 232H25V234H24ZM47 232H46V234H45L46 237H47ZM51 232H52V231H51ZM112 232H113V230H112ZM112 232H110V233L112 234ZM210 232H211V235H210ZM64 233H65V232H64ZM219 233H220V232H219ZM5 234H8V233H5ZM5 234H4V236H5ZM20 234H21V235H20ZM59 234H60V233H59ZM61 234H62V232H61ZM69 234H70V235H69ZM72 234H73V233H72ZM75 234H78V233H75ZM183 234H184V233H183ZM212 234H214V235L212 236ZM220 234H221V233H220ZM222 234H223V232H222ZM249 234H250V232H249ZM22 235H23V236H22ZM49 235H50V234H49ZM49 235H48V237H49ZM63 235H64V234H63ZM113 235H112V236H113ZM125 235H126V234H125ZM125 235H122V236H125ZM7 236H8V235H6V237H7ZM18 236H17V241H18V239H19ZM24 236H25V237H24ZM40 236H41V235H40ZM40 236H38V237H39L38 239H41V240H42V238L45 237V236H44V237H40ZM77 236H78V235H76V238H73V240L70 241V240H68L67 235H66V239H67V241H69V247H68V245H67L66 243H64V242H63V245H64V246L67 245L68 249H69L70 246H71V250H73V251H74V249H72V247H75V246L77 247V246H78V248H79V245H78L79 243H78L77 245H75V244H76V239H77V241H78ZM119 236H120V237H119ZM126 236H127V235H126ZM181 236H182V234H181ZM210 236H212V237H210ZM8 237H9V236H8ZM8 237H7V238H8ZM12 237H10V238H12ZM64 237H65V236H64ZM78 237H79V236H78ZM113 237H114V236H113ZM117 237H115V239H116ZM1 238H2V237H0V239H1ZM10 238H9V239H10ZM49 238H50V237H49ZM108 238H109V237H108ZM118 238H117V239H118ZM255 238H256V239H255ZM23 239H22V240H23ZM44 239H46V238H44ZM44 239H43V240H44ZM182 239H183V238H181V242H178V244H180V243L183 242ZM212 239H213V240H212ZM261 239H263V240H261ZM1 240L4 241V239H1ZM14 240H16V235H15ZM24 240H26V239H24ZM41 240H40V241H41ZM43 240H42V241H43ZM46 240H48V239H46ZM111 240H112V239H111ZM113 240H114V239H113ZM205 240H204V242H205ZM2 241H1V243H2ZM20 241H21V239H20ZM40 241H39V242H40ZM206 242H207V241H206ZM244 242H246V241H244ZM248 242H249V241H248ZM248 242H246V243H248ZM22 243H23V241H22ZM40 243H41V242H40ZM165 243H166V242H165ZM172 243H173V242H172ZM2 244H3V243H2ZM23 244H24V243H23ZM168 244H169V243H168ZM170 244H171V243H170ZM229 244H231V243H229ZM171 245H172V244H171ZM190 245H192V246H190ZM39 246H40V245H39ZM178 246H179V245H178ZM229 246H230V245H229ZM1 247H2V246H1ZM1 247H0V248H1ZM164 247H165V246H164ZM166 247H167V249H166V251H167V250H168V247H170V246H166ZM172 247H173V246H172ZM184 247H183V245H180V249H178L179 247L177 248V250H179V252H178V257L180 256V251H181V253H184V249H183ZM22 248H23V247H22ZM78 248H77V249H78ZM224 248H225V249H224ZM25 249H26V248H25ZM84 249H86V248H83V250H84ZM101 249H102V248H100V250H101ZM105 249H107V248H105ZM164 249H165V248H164ZM189 249H185V250H189ZM23 250H24V249H23ZM27 250H28V248H27ZM34 250H36V249L34 248ZM69 250H70V249H69ZM102 250H104V249H102ZM102 250H101V251H102ZM107 250H108V249H107ZM171 250H172V252H173L174 249H171ZM175 250H176V249H175ZM182 250H183V251H182ZM192 250H193V249H192ZM192 250H191V251H192ZM202 250H203V249H202ZM225 250H226V251H225ZM24 251H25L24 253H26V250H24ZM75 251H78V250H76V248H75ZM97 251H99V249H97ZM199 251H201V249H200ZM229 251H228V252H229ZM93 252H94V251H93ZM93 252H91V253L93 254ZM95 252H96V250H95ZM102 252H103V251H102ZM102 252H101V253H102ZM107 252H108V251H107ZM167 252H168V251H167ZM170 252H171V251H170ZM192 252H193L194 257H195V256H196L195 253H194L195 250L192 251ZM201 252H203V251H201ZM208 252H209V251H208ZM208 252H206V253H208ZM237 252H236V253H237ZM247 252H245V254H246ZM105 253H106V252H105ZM175 253H176V251H175ZM190 253H191V252H190ZM27 254H28V253H27ZM30 254H31V253H30ZM64 254H65V253H64ZM96 254H97V252H96ZM102 254H103V253H102ZM197 254H198V253H197ZM202 254H204V252H203ZM234 254H235V253H234ZM254 254H253V255H254ZM25 255H26V254H25ZM32 255H33V253H32ZM100 255H101V254H100ZM100 255L97 254L96 256H100ZM103 255L106 257L105 254H103ZM162 255H163V254H162ZM168 255H170V254L168 253ZM173 255H174V254H173ZM173 255L171 254L170 256L173 257ZM182 255H184V254H182ZM199 255H201V254L199 253ZM209 255H211V254L209 253ZM223 255H225V256L227 255V257H225V256H223ZM228 255H229V256H228ZM236 255H237V254H236ZM247 255H248V254H247ZM176 256H177V254H176ZM197 256H198V255H197ZM205 256H207V255H205ZM232 256H233V255H232ZM256 256H257V255H256ZM53 257H55V255H54ZM53 257H52V258H53ZM100 257H101V256H100ZM100 257H99V258H100ZM105 257H104V258H105ZM221 257H223V258H221ZM52 258H51V260H52ZM99 258L97 257V259H99ZM106 258H107V257H106ZM106 258H105V259H106ZM174 258H175V257H174ZM196 258H197V257H196ZM212 258H213L215 261H214V260L211 261ZM57 259H59V258H56V260H57ZM102 259H103V256H102V258H101L100 260H102ZM198 259H199V258H198ZM209 259H211V260H209ZM228 259H229V258H228ZM74 260H75V259H74ZM95 260H96V259H95ZM95 260H94V261H95ZM100 260H99V261H100ZM157 260H158V259H157ZM200 260H201V259H200ZM54 261H55V260H54ZM61 261L63 262L64 260L61 258V259H59V262L61 263ZM66 261H67V260H66ZM97 261H98V260H97ZM23 262H24V261H23ZM56 262H57V264H58V261H56ZM56 262H55V263H56ZM85 262H87V261H85ZM221 262H222V261H221ZM48 263H50V262H48ZM66 263H67V262H66ZM77 263H78V261H77ZM79 263H80V262H79ZM87 263H88V262H87ZM89 263H92V262L89 261ZM263 263H264V262H263ZM263 263H262V264H263ZM52 264H54V263H52ZM70 264H73V263H70ZM75 264H76V263H75ZM139 264H142V262L139 263ZM147 264H148V263H147ZM200 264H201V263H200ZM257 264H258V263H257Z\"/></svg>","mask_w":264,"mask_h":264}]
</instances>
